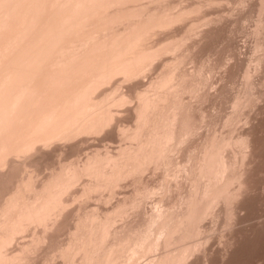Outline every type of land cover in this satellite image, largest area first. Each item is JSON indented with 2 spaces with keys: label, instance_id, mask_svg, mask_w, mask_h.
I'll return each instance as SVG.
<instances>
[{
  "label": "rangeland",
  "instance_id": "1",
  "mask_svg": "<svg viewBox=\"0 0 264 264\" xmlns=\"http://www.w3.org/2000/svg\"><path fill=\"white\" fill-rule=\"evenodd\" d=\"M120 1H122V0H120ZM126 1L123 0V2H126ZM131 1L132 0H130V2H129V0L127 1V3L129 2V4H130V5L129 4L128 5L131 6V4H132V7H135L136 6L135 5V1L136 0L135 1L133 0L132 3H131ZM138 1H139L140 4L142 3L140 0H137L136 4L138 3ZM153 1H155V0H148L147 2L144 0L142 4H144V2H145V4L146 3L148 4V7L145 4L143 5L144 7L145 6L147 7V8H145L147 10L150 7L149 5H151L150 2L152 3L151 6L155 5V4H153L154 3ZM165 1H167V3ZM169 1L170 2L172 1V4ZM123 2H120V3H123ZM133 2H134V5L135 6H133ZM157 2H158V4H157ZM159 2H161V1L160 0H156L155 1L156 6L157 5L159 6V5H162V4L163 5L164 4L165 5L166 4L169 5V3L171 4L172 7L173 6L174 7L176 6L175 8L177 10L175 8H172L170 5L168 6V8L170 7V9H169L170 11H171V9H172V11H175L174 14L177 13L178 15H180V13H181V15L178 16V19H177V17L174 16V14H173L172 11H171V15L170 16H168L169 14H165V13L168 12L167 11L168 8L166 9V6L167 5L166 6L164 5V7H165L166 10L163 9L164 8L163 5L162 6H159L160 9L162 7V9H161L162 11H160V9L158 10V8H157L158 6L157 7L156 6H153L152 8L148 9L146 11V13L140 14L141 12L140 13H138V12L139 11H142L144 9V7L138 3L139 6H142L143 7V8L141 7L142 10L140 9L139 6H136V7H138L137 9H140L138 12H136L137 9L133 8L131 10H134V9L135 10L134 11H131L132 12V15H131L130 14L131 12L129 11L130 13H128V15L130 14L132 16V17L131 16L130 17L133 18V20H134V17L137 16V14H140V16L139 15L137 16L138 19H139V17H142L144 15L143 17H147L146 19H148L150 17L148 19V21L150 19H152L154 21L155 20L156 21L158 20L157 23H159V22L161 23L162 20H160V18L161 17L165 18L167 16L165 18L166 19V22H164V24L165 23L166 24L165 25L162 24L163 26H161L160 23H159L160 26H158V24L154 23V21H152V20H150L151 22L149 21V23H150L149 24V23H147L148 21H146V19L142 18L141 19L142 21H143V19H144V21H146L142 25L141 24L142 21H140V19H139L140 23L137 20V23L138 24L137 23H132L131 18L129 19L132 24H135V25L137 24L138 30L141 29V31L142 30L145 31V28H147L146 30H148L150 28V30H149L150 32L148 31L149 32L148 33L149 35H147L146 33L145 34L149 38L151 37L154 41L151 38L149 40V38H147L145 36V34L142 33L143 32L142 31V32H140V34L142 33L143 35H140L142 37H140V39H139L140 41L139 42L137 41V43H138L139 46H141L142 45V44H140L141 41H143V39H146V42H145L147 44L146 47H149V46L153 47L152 45H154V48L153 49L151 47H149V48H151L152 50H155V51H156L157 48H159L157 50L158 51L157 53H159V55L156 53L157 56H156V59H155V57L152 56V53H154L155 51L153 52L151 50V52H149V53H150L151 57H153V59H150L149 56H146V58L148 57L152 63L148 59H146V61H145L143 59V58H145L144 55H143V58L140 56L139 58H141V62H140V59L138 61L141 64L136 65V63L138 62L137 61L134 64L135 66L133 65V66H131V67L128 68L130 70H127V69H126L127 71L125 70L128 74L130 73L128 71H132L130 73V75L126 74L125 71H124L125 74H123V72H117L118 73L117 75L113 73V74L107 76L108 77V78L106 77V79H108V80H106L107 82L106 81L105 82L104 81L103 82L99 81L100 84H101V87L98 86L99 88L98 89L96 88L98 90V92L96 90L95 91L96 93L95 92L93 93L92 97L94 99L95 98H98L99 96H100V99L103 98V97L105 98L106 95L109 96V94L112 93V91L113 92L116 91V94L115 93L110 94L112 96V98H111V96H109L110 99H112L111 100V103L115 101L112 104L109 101V103L111 104V105L109 104L110 105L109 106V109L107 108L109 111L105 109L108 106V105L105 106V104H107L108 102L105 101V103L103 105L105 110H102V111H105V112L108 111L109 113L106 112L107 115L113 112V114H112L113 116L111 115L112 117L109 118V120L106 119V117L108 118V117H110V115H108V116L105 117V115H106L105 112H104L105 114L103 115V117L100 116L98 118L96 116L97 115L98 116L101 115L100 113H102V111H99L100 113H98V114L96 113V111L94 112V113H96L95 116H94V119L95 120L100 118V121H101V119H104L105 118L104 120H102L104 122V124H101V128L103 127V129L100 128V130H98L99 132L96 130V128H95V130L97 132H95V130L92 132L93 129H90L91 131L89 132V131H85V128H83L84 131L86 132V134L83 131H81L82 129H80V130L78 129V131L79 132L81 131V133L75 132V130H77V129H75L74 130V133H76V136L73 135L74 138L73 137L70 138L72 136L71 135V136H68V138H70V139L67 140V138H66L67 136L66 137L65 136L63 137L62 136L63 137L62 140H54L52 142H50V140L53 139V138H51V139L49 138V140L45 139V140H47L49 142L48 143L49 145L46 143L47 141H44L45 143H43V141H39L38 143H40L41 145H39L38 143H36L35 146L33 147L34 150L31 149L32 151L30 152V149H28L30 153L28 151H25L26 153L28 152V154H24L25 153L24 152L23 155L20 154V156L22 155L21 157H19V156L16 155L18 158H16V156L14 155V153H12V155L10 154L12 156V158H10V155L9 154H5V155H8V157L10 158L9 159L7 157L8 158V161L10 160L9 161L10 164L13 161H16V163H18V164L15 167H13V168L11 167L10 164H9L10 166H8V165L3 166V168L7 166L6 168H4L5 169L4 172L8 171L7 168L8 169L10 168L9 169L10 171H8L5 174H3L4 176L1 173L2 172L1 169H3V168H2V166H0V168H1L0 169V171H1L0 172V174H1L0 175V181H1L0 182V191H1L0 192V195H1L0 196L1 197L0 200H3V201H0V207H1V204L3 206L5 203L6 204L8 203L7 197L9 198V201H11L10 200V197H12L13 196V193L15 191H17V188H19L20 186L23 187L22 185H24V184L22 183V181L25 183V187H24L25 189L24 188L21 189V187H20L19 188V191H23V192H21V193L18 192V194L21 195V196H23L24 194H26L25 191H28V192H30V194L27 192V194H26V196H28L27 198L28 199L31 198V201H34V198L38 194H40V193H38V191H39V188L40 187L43 188L44 182H46V181L49 182V178L52 177L53 175H54L53 176L54 179H53V177H52V179L54 181H56L57 178L55 179V175L57 176L60 173H62L60 171H62V169L64 167H67L68 166L67 168H69V167H72L74 165L72 169L74 171H76L78 169L77 172L79 170H81V173L82 174L80 173V171H79V173L76 172L78 174V177L77 176H76V178L74 177L75 178V181H72V180H74L73 178L70 181V179H69L70 177L69 178L67 177V179L65 178L66 180L69 179V183L68 184H70L69 185L70 187L68 185H65V182L66 181L64 183H62L63 181L62 182L60 181L61 182V186L64 184L66 186V188L63 185V187L59 186V189H56V187H55V190L53 189V192L50 191L52 193V195H54L53 193L56 192V191H57V195L56 196H59V194H61V198L60 199H59V197H60L59 196L58 198L55 197L56 201L55 200H51L50 201V199L47 200L46 197L48 196V198H50L49 196L51 195V193L49 192L50 195L49 194H47V195L45 194L46 195L45 201H48L50 203L51 209L48 207L49 205L44 206V200H43V198L41 199V202L39 201L40 200V197L38 198L39 199L38 202H40V205L41 206L43 205L42 208L44 207V208L47 209V207H48V209H49V210H46V209L40 208L41 206L39 207V205H38L39 203L37 204V206L34 205V207L31 208L32 211H35V212H36V210L39 211L40 209L43 210V213H45V212L48 211L44 215L41 212L42 210L39 211V214L41 213L40 216L37 213L38 216H39V218H38V216H37V218L40 219L42 221V223H41V221H38V219L36 217H35V219H37L36 221H35L34 217L31 220L30 219L29 220L27 219L28 216H30V215H28L29 213L31 214V217L34 214V212H32L30 208H29L30 209L29 211H28V208H27V211L28 212L27 211L24 212L25 215L23 213V211L25 210L26 206H29V203H31V201L29 199L30 202L28 201V204H26V203L24 204V206H25L24 210L23 209H20V208H23V207L21 206L22 205L21 204V200L18 201L19 200L17 198L18 197V194H17V197H15L16 195L14 196V198L12 197L13 198L12 201H14V199H18V200H16V202L14 201L15 203L11 201L10 202L11 204L9 203V205H12L14 203L11 206V208H12L11 211H12V210H14L13 207L15 206V204L17 202H18L17 204L20 203L21 205L20 204L18 206L16 205L17 208H15L14 212L13 211L12 212L15 214V211H16V214H17V212L19 210H22V214L25 217L27 216L26 219H23V220H25L23 227L20 226V225L23 224V221L22 220H21V223L22 224H20V221H19V223H17V224H20V225H15L17 227L20 226V228H17V229H21L22 228L20 230V232H19V230L16 231L15 230L16 228L14 229V227H15L14 225H13L12 230H11L10 229L11 226L8 227V225H10V224H8L9 221L7 220L8 221V223H7V221L4 220L6 218V216H8L9 220H10V217L11 218L13 217V218L16 219L17 215L15 214L16 217H15L14 214L5 215V213L4 214L1 213V211L3 212V210H0V213L2 214V215L0 214V216L2 217L3 215H5L3 217V220L5 222H3V220L1 221V219H0V223H1L0 225L4 227V225L2 224V222H3L5 224V227H6V223H7L8 229H10L11 231L15 230L17 232V233L16 232H13V234H12V236L14 235L13 236L14 238L12 237L13 239L12 238H9V237H11V234H10V233H12L11 231H9L10 233L8 232L10 234V236H8L7 238H6V235L5 234L8 235V233H5V234L3 233L4 236H3L2 233H0V237L2 238V236H3L2 239L6 238L5 239L6 241L7 240L9 241V239L11 240V241H9V243H7L6 241H5L6 243L5 242L3 243L2 242V239L0 238L1 239L0 245H2V243L5 244V245H3L1 247L2 248L4 246L6 247V248L4 247V249H2L0 247V251L2 250V253H3V251H4V253H6V254L3 253L4 255H2L0 253V259L2 261V264H6L8 261L9 262L7 264H82V263L84 264V260L86 262L85 264H89V261H90V264H93V263L94 264H102V263L103 264L104 263L105 264H111V263L112 264H124L122 262H125V264H149V262H150V264H162L161 261L163 262L164 260H161V259H163L167 254L168 255L170 254V258L167 257L169 260L168 259L166 260V257L164 258L165 259L164 262H166L165 264H167V263L168 264H171V263L172 264H176V263H178L177 261H180V263H178V264H183V263H185V264H264V0H162V2H161L162 4H160ZM176 2H177V5H176ZM179 2H181L183 5L181 3H179ZM116 5H119V6L122 7V5H124V4H121L120 5L118 3ZM125 5H126L125 7H127V4H125ZM179 5H181L182 7L185 6L186 7L185 8L186 10H189L190 9L189 10L190 12L189 11H186L184 8L182 9V7H180ZM119 6H118V8H119ZM116 7L117 6H114V8H116ZM191 7H193V8L191 9ZM194 7H196V8H194ZM197 7H198V9H197ZM111 8L114 9L113 7H109L108 9L110 10ZM123 8H124V6H123ZM155 8L158 11H156ZM145 9L143 11H145ZM109 10L107 12H109ZM116 10H119V9H116ZM182 10H184V11H182ZM123 11H124V9L122 10V13L123 14L127 12L126 10H125V12H123ZM148 11L149 12H153V13H156L157 12V14H155V15H159V17H160V13L162 12L161 13V17L159 19H155L157 16H154L153 15L154 18H153V16H149L150 13L147 14ZM163 11H167V12L164 13ZM110 12H113V11H110ZM182 12L184 13V15L182 14ZM116 13H117V11H116ZM133 13H135V14H133ZM153 13H151V14H153ZM163 13H164V16H163ZM168 13H170V12H168ZM123 14H121V18L127 15V14L126 15L125 14L123 15ZM133 15H135V16H133ZM118 16L120 18V14ZM171 16L173 18L172 19L173 21H171V19H170ZM181 16H183V17H181ZM137 17H135V19H137ZM174 17H176V19ZM121 18L120 19L117 18V19L120 21ZM127 18H129V17H127ZM127 18L125 17V19H123L122 23H120L121 21L119 23L121 25L122 24L123 25L128 24V23H125V24L123 23L124 21L125 22L126 21L127 22L129 21ZM174 19L177 20L178 22L175 21ZM118 20H116V22L114 21L115 24L112 23L110 25H112V27H113L114 25L117 24ZM168 21H170L169 23L171 25L169 23H167ZM130 22H129V24H131ZM152 22H153V24H152ZM140 24H141V26H140ZM145 24H146L147 27L145 26L143 28L142 26H144ZM154 24H156V27L154 28V29H156V32H155V30L153 31V27L154 26L152 28L151 27H148V26H152ZM167 24H169L168 25V28L169 27H172V28H169V29L167 28L168 29L167 30L166 29V27H167L166 25ZM172 24L173 25L175 24V26H173ZM135 25H133V26L132 25H128V26L130 28H133V27H135ZM117 26H119V25H117ZM125 26H127V25H125ZM125 26H122V28H125L127 30V32H128L129 28H127L128 26L127 27H125ZM139 26H140V29H139ZM137 27H135V30H136ZM158 27H161L162 29L161 28H158ZM119 28H120V26H119ZM122 28H120V29H122ZM157 29L160 31L159 33L157 32L158 31ZM191 29H193V30H191ZM123 30L124 29H122L121 31H123ZM121 31H119V32H121ZM151 31L154 34H152ZM125 32L126 31L121 32V33H123V37L125 35ZM121 33H120V35H121ZM156 33H157V35H155ZM187 33H189V34H187ZM172 36H174V37H172ZM177 36H179V37H177ZM123 37H122V40H123ZM141 38H142V40H141ZM97 39H98V37H97ZM124 39H125V37H124ZM173 39H176V40H173ZM177 39H178V41H179V39H180V41H182L181 42L182 44L179 41V45L181 44L180 46L179 45L178 46L174 45V43H176V44L178 43ZM98 40H97V42H98ZM160 40H161L162 43L163 42L164 43L161 44ZM169 40H171V41L173 40L171 44H173L174 47L176 46V49L175 50L173 49L175 55L173 54V51H171L172 50V47H171V44H169L171 41L168 43ZM121 41L119 43H121ZM125 41H126V39H125ZM148 41H150V42H148ZM174 41H177V42H174ZM122 42H124V41H122ZM126 42L129 43V40L127 39ZM126 42L124 44L125 46H126V44H128ZM147 42L149 44L151 43L152 45L151 44L148 45ZM119 43H117V45H119ZM137 43L134 46H138ZM145 43H143V45H145ZM158 43H160L162 46L160 44H158ZM165 43H166V45H165ZM167 44L171 47V49H170V47ZM183 44H185V45H183ZM124 45L122 43V45L120 44L119 46L122 47ZM163 45H165V46H163ZM129 46H131V45L129 44ZM129 46L126 47V48H129V49L131 48V51L132 52H134L135 49H137L134 46H131V47H129ZM139 46H138V48H140ZM166 46H168L169 49L168 48L167 49H163L164 51L161 50L162 47L163 48H166ZM144 48H145V46H144ZM129 49H128V55L130 54V52H129L130 50ZM145 49H147V48H145ZM166 50H168V51H166ZM148 51H150V50H148ZM171 53H172V55H171ZM161 54H162V56H164V55H166V56H164L162 58ZM167 54H170V55L167 56ZM128 55H127V57H128ZM137 55H136V57H137ZM181 55L182 56H185L184 59H182L183 57ZM134 56H135V54H134ZM180 56H181V59H179V60L180 61L182 60V62H180L178 60V58H180ZM158 57H160V58L158 59ZM171 58L174 59V60L172 59L173 62H175L177 60L175 62L176 65L171 60H170L171 63L169 62V59H171ZM164 59H165V61H164ZM142 61H144V62H142ZM146 62L148 64H146ZM177 62L178 63L180 62V63L178 64ZM183 63H185V64H183ZM149 64H150L151 67L149 66ZM172 65L174 67L171 68ZM141 66L146 67V68L144 69ZM167 66L169 67V69H168ZM135 67H136V69H139L140 68L141 71H142V74H141V71H140V73H139L140 75L138 74V72H137V74H138L137 75L136 72L134 71L135 69L133 70V68H135ZM164 69H165V72H164ZM167 69L171 73L169 71L167 72ZM139 70H137V71H139ZM167 73L170 74V75H168ZM178 73H180V74L185 73V74H188V75H185L184 74L185 77L182 78L184 75L177 76V75H179ZM247 73H248L249 76L247 75ZM159 74H161L162 76L159 75ZM165 74L167 76H169V77L171 76V74H172V76L175 75L176 77L175 76H173V77L177 78V80H175V78H173L172 76H171L172 78L170 77V79H168L169 77L165 76ZM110 76H111V78H110ZM112 76H114V77H112ZM159 76H161V77H159ZM163 76L166 77V78H164ZM189 76H190V78H189ZM155 77H156V79H155ZM131 78H132V80H130ZM138 78H139V80H138ZM159 78L160 79L161 78L162 79L164 78V79L163 80L162 79L160 80ZM181 78L183 79V81L180 82V83L184 87L181 86V84L179 83V81L182 80ZM100 80H103V79H100ZM110 80L112 82H110ZM189 80H191L192 82L189 81ZM157 81H158V83H157ZM187 81H188V83H187ZM150 82H153V83L151 84ZM159 82H160V84H159ZM167 82H170V83H167ZM148 83H150V84L148 85ZM154 84H155V86H154ZM186 84L188 85V87H187ZM191 84H193L192 87L190 86ZM163 85H165L166 87H164ZM116 86L118 87V90H116L117 89ZM140 86L141 87L143 86V87L141 88ZM145 86L146 87L148 86V87L146 88ZM169 86H170V88H169ZM149 87H151V88H149ZM167 87H168V91H167ZM173 87L175 88L174 89L175 91H172L171 92V90H173ZM177 87L179 88V90H178ZM182 87H183V89H182ZM200 87H201V89H200ZM185 88H188V90L187 89L185 90ZM194 88H195V90H194ZM109 89H111V90H109ZM108 90L111 91V92H109ZM119 90H121V91L119 92ZM190 91L192 93H190ZM106 92H107V94H106ZM168 92H171L172 94L171 93H168ZM141 93H144L143 95L146 94L144 98L141 96L142 95ZM160 93H161V96H159ZM175 93H176V96H174ZM153 94L155 96L154 98H153ZM164 94H165V98L167 97L166 99L163 98L164 97ZM94 95H95V97H94ZM122 95H124L125 97H123ZM177 96H178V98H177ZM118 97H119V99H118ZM160 97H161V99H164L167 102L164 101V100H163L164 101L163 102L160 99ZM134 98H136V99H134ZM147 98H149V99H147ZM150 98H152V99H150ZM172 98L175 99V100H173ZM114 99H118V102H117V100H114ZM143 99L144 100L146 99L145 100L146 102ZM158 99H159V101H154V100H158ZM147 100L148 101L150 100L151 102L150 101L148 102ZM178 100L180 102H178ZM142 101L144 102V105H142L143 104ZM183 101H185V102H183ZM168 102H169V104H168ZM162 103L163 104L165 103L164 104L165 107L162 106L163 105ZM153 104L155 105V108H153L154 107ZM158 104L162 107V108H160V111L158 110V108L160 106L157 107ZM170 104H171V107H168V106H170ZM173 104H174L175 108H174ZM178 104L180 105V107H179ZM141 105L143 107L147 108L146 109L147 111L150 110L149 112L146 111L148 114L145 113V114H147L145 116H144L145 108H143L144 111H142V109H141L142 106ZM186 105H188V106L186 107ZM176 106L179 107L180 110H182V111H180ZM150 107H151V109H150ZM184 107L186 109L188 108L189 110H187V112H186L185 111L186 109ZM152 108H153L154 112H153ZM176 108L178 109V111L176 110ZM134 109H135V111H134ZM163 109H164V111H163ZM110 110H111V112H110ZM137 110H139V111H137ZM161 110H162V112H161ZM136 111L139 112V113H141V114L143 113V115L137 113ZM158 111H159V113H158ZM184 111H185V113H184ZM171 112L172 113H175V114L172 115ZM181 112H183L182 114H184V115H181V116L183 118H185L186 120H187V117L188 116H189V118L191 117L190 119H188V120H191L190 122L187 120L189 122V124L187 122V125H189L188 127L186 125V120L185 119L182 120V117H180ZM156 113H158L159 116ZM166 113H167V115H166ZM176 113L178 115H176ZM137 114H138V116L141 115V116H139V119H140L141 122L137 120L138 119ZM162 115H163V117H162ZM150 116L153 117L154 119L153 118H150ZM174 116H176V117L178 116L179 118L177 117V119L179 121L180 120H182V121L179 122L176 119V117H174ZM142 118L143 119L145 118V119L143 120ZM156 118H158V121H157ZM173 118H174V122H172L171 125L173 126L172 128H174L175 126H176V128H174L175 130L174 129L171 130V135H173L174 132H175L174 136H177V135L180 136L181 133H182V131H185V133H187L186 130H183L184 129V127H183V121L184 120H185L184 122H185V125H186L185 128L188 129L189 127H191V129H192L193 128L192 126H194V128H195V129L193 128L194 131L192 129L191 135L189 134V132H188V134H185L183 132L184 135L182 134L181 137H180V138H182V136H183V138H182L183 140L181 139V141H180V138L179 137H176L175 138L173 136L174 137L173 138L168 133L169 136H171L173 138V140L170 139L172 141H169V139H168L169 136L166 135L167 136L166 137L165 134H166V132L168 130L167 127L170 125L171 119L173 121ZM150 119H152V120H150ZM161 119L163 121H161ZM106 120H108V121H106ZM164 120L165 121H168V122L167 123H164ZM110 121L113 122L114 124L111 123ZM142 121H144L143 122V123H145L144 125L142 124ZM153 121H154V123H153ZM103 122H101V123H103ZM108 122H109V124H108ZM161 122L165 126H163ZM181 122H182V124H180ZM201 122H202V124H201ZM156 123H158V124L156 125ZM168 123H169V125H168ZM176 123H179V124H176ZM99 124L100 123H98V125ZM152 124H154L153 125L154 127L151 126ZM191 124H193V125L191 126ZM148 125H150V126H148ZM159 125L161 127L163 126L165 130L163 129V127H162V129L159 128ZM171 125L169 126V131L171 129ZM177 125H179V126H177ZM134 126L137 127L136 128L137 130L132 133V131L135 130V127ZM143 126H144V128H143ZM180 126H182L180 129L183 128L181 131L179 130V127ZM196 126L197 127L199 126L198 129H197ZM105 127H106V129H104ZM149 128H152V129H155V130L157 128H159V129H157V131L160 130V129L161 130L158 131V132L155 131V130H153L154 132H152V129H149ZM138 129L140 130V132H138L139 131ZM121 130L122 131L124 130V131L122 132ZM173 130H174V132H173ZM176 131L177 132L179 131L181 133L178 134L179 132L177 133ZM143 132H144V134H142ZM172 132H173V134H172ZM89 133H91V134H89ZM120 133H122V134H120ZM150 133L151 134L153 133L152 135L159 136V137H157V136L154 137L156 140L158 138V140L160 139L161 142H165V140L162 141V139L165 138V139H168L167 140V143H171V144L173 143L174 145L172 144V147H171V145L167 144L166 142L165 143H162L163 145L161 143H158L159 145L161 144L160 146H163V149L165 148L163 150L157 144V142H160V140L159 141L158 140L156 141L155 139H152L153 136L149 137L150 136ZM132 134H134V135L132 136ZM148 134H149V136H148ZM84 136L87 137V138H85ZM126 137H128V138H126ZM147 137H148V141L150 140L153 143L152 142L147 143L148 141L145 140ZM232 137H233V139H232ZM55 138H57V137H55ZM76 138H77V140H76ZM58 139H61V138L58 137ZM134 139H136V140H134ZM214 139H216L217 141L214 140ZM228 139H230V140L227 141ZM139 140H141L140 145H139V142H140ZM212 140H214V141H212ZM231 140H232V142H231ZM179 141H180V143H179ZM221 141L224 142V144L221 143ZM53 142H55V144ZM60 142H61V144H60ZM50 143H52V144H50ZM181 143H184V144H181ZM215 143H216V145H215ZM226 143H227V145H226ZM37 144H38V148L39 149L38 148H35V147H37L36 146ZM43 144H45V145H43ZM147 144L148 145L150 144L149 145L150 147L147 146ZM153 144H155V146H157V147L155 148V146ZM176 144H178V145H176ZM42 145L43 146H46L47 148L43 147ZM213 145L215 146L214 148H213ZM217 145H218V148H216ZM224 145H226V146H224ZM137 146H139V147L142 146L143 150H142V148H141V150H138L139 147H137ZM151 146H153L152 149H147L146 152H145V149L147 147L151 148ZM173 146L174 147L177 146V147H175V149H174ZM168 148L170 149V151H169ZM176 148H178V149H176ZM215 148H216V152H215ZM35 149H36V151H35ZM131 149L133 151H130ZM154 149H155V151H157V149H158L159 150L158 151L159 153L158 152H155ZM160 149H162V150H160ZM96 150H98L100 153L98 151H96ZM151 150H152V154H154V152H155V153H158L159 156L161 154H164V156L161 155L160 156L161 159H159L160 157L158 156L159 158L156 160L155 158H157V155L158 154L157 155L154 154V157H153L152 154L150 153ZM189 150H191V151H189ZM211 150H213V152H215V154H214L215 156L209 154ZM139 151H141L142 153H140ZM163 151H165V152H163ZM217 151L218 152L220 151L219 154L217 153ZM110 152H111V154H110ZM131 152H134V154L131 153ZM136 152H137L138 155H136ZM126 153L129 154V155H127ZM148 153H150V154L148 155ZM29 154H30V156H29ZM97 154H98V156H97ZM143 154L146 155V156H144ZM194 154H196V155H194ZM206 154H208L209 156L207 155L208 157L206 156L207 158L204 160ZM217 154L219 155V157H218ZM114 155H116V156H114ZM121 155H122V157H121ZM125 155H126V157H125ZM130 155H131V157L129 158ZM197 155H198V157H197ZM210 155H211V157H210ZM221 155H224V156L222 157ZM236 155H239V156H236ZM240 155L242 157H245V158L243 159ZM89 156H91V157H89ZM94 156H97V158H100L101 157L99 160L97 159V161H96L97 164L99 163L98 161H100L102 159V157H103V159L104 158L105 159L106 158H109L108 160H105L104 159L106 161V163H105L106 166L104 167V162L105 161L104 162L101 161L103 165H101V163H100L99 166L97 167V164L95 165V163H96L94 161L95 159H93L92 162L90 160L91 158H94ZM117 156L118 157L120 156L119 157L120 159ZM123 156L126 159H124ZM143 156L145 157V160L148 159V160H146V162H145L144 158H140V157H143ZM148 156H150V157L148 158ZM13 157H14V159H13ZM138 157L141 160L138 159ZM226 157H228V158H226ZM4 158L6 159V157H3L1 159L4 160ZM21 158L23 159V161H21L22 160ZM29 158H31L30 161H28ZM111 158L113 159V162H111L112 161V160H110ZM116 158H118V159H116ZM208 158H211L212 159V160L209 159V163H208L209 165H206V163L203 164V161L206 162L208 160ZM16 159H18V160H16ZM129 159H130V161H129ZM197 159H199V160H197ZM201 159H203V161H200ZM19 160H20V162H19ZM116 160L117 161L119 160L121 162L118 161V164L116 165V163H117ZM125 160H126V162L127 161L129 162V163L127 162L128 163V166H127V163L125 164V162H124ZM154 160H155V163L153 162ZM173 160H174V164L175 165L173 164ZM218 160H219V162H218ZM220 160H221V163L222 162L223 163L220 165V167H218V165L220 164ZM222 160H224V161H222ZM4 161H3V163H4ZM85 161L88 162L87 165H86V162ZM89 161L91 163H89ZM107 161H110V163H107ZM241 161H242V163H241ZM156 162H157V165H156ZM8 163H5V164H8ZM64 163H66V164H64ZM112 163H114V166H115L116 169L114 168V166L112 165ZM144 163H146V164H144ZM198 163H199V165H197ZM70 164L72 166H70ZM90 164H92V165H90ZM129 164H130V166H129ZM176 164H178L179 166L176 165ZM201 164L203 165V167H204V165L207 166L206 169H204L206 166L203 168L204 170H206V171H204L206 174L205 173H201V172H203V169L201 171V167H200V166H202ZM212 164L214 165V167H213ZM215 164H216V166H215ZM84 165H86V166H84ZM89 165H90V167H89ZM93 165L96 166V168L97 169H100V170L98 171L97 169H95ZM132 165H133V167L135 169L132 167ZM118 166H119V169H117ZM142 166H143L144 169L142 168ZM146 166H147V168H146ZM153 166H155V167H153ZM158 166H159V168H158ZM197 166L200 167V171H199L200 173L198 172L196 174V171H198V169H199V167L197 168ZM209 166H210V169H209ZM233 166H234L235 169L233 168ZM235 166H237V167H235ZM82 167H83V169H82ZM85 167H87L88 170ZM92 167L94 168V170H93ZM123 167H127V168L128 167L129 168L131 167V168H133L134 172H132L133 170L131 171V168L130 169L128 168V170H127V168H124L127 171L126 170H123ZM136 167H137V169H136ZM138 167H139V169H138ZM179 167L181 168V170H178V169H180ZM229 167L231 168V170H230ZM21 168H23V169H21ZM24 168H26V169H24ZM109 168L113 172L117 171V173H115V174L112 173L109 170ZM113 168H114V170H113ZM30 169H31V171H30ZM72 169L69 168V172H70L71 176L73 177L76 174L75 175H72V174H74L73 172L71 173V171H70ZM207 169L209 171V174L212 171H213V175H215V173H218V176H219V177L217 176L218 177V180L220 178L221 179L219 181H217V179H216V181H215V179L211 178L212 174L209 175L207 173ZM218 169H220L219 172H217ZM221 169H222V171H221ZM20 170H21V172H20ZM55 170H57V172L59 174H57V172ZM82 170H85L86 173H84V171H82ZM89 170H91V172ZM95 170H96V172H95ZM118 170H121V171H119L120 173L122 172L119 175H118ZM225 170H226V173H225ZM14 171H16V172L14 173ZM101 171H103V172L105 171L104 172L105 173V177H106V173H107V176L110 174L109 175L110 179H109V177H106V179H108L111 183L108 180H106L105 177L102 178V176L104 174H102V176H98V175H101ZM190 171H192V172L190 173ZM236 171H237V175H236ZM18 172H20V173H18ZM31 172H33V173H31ZM127 172L128 173L131 172L130 175ZM185 172H186V174H185ZM93 173H94V176H93ZM126 173H127V175H126ZM219 173H221V174L219 175ZM30 174H34V175H30ZM86 174L87 175H90V176L87 177ZM227 174L228 175L230 174V175L228 176ZM233 174H235V175H233ZM173 175H174V178H171V177H173ZM187 175H189V176H187ZM202 175L204 176V178H201ZM216 175L214 177H216ZM63 176H61V178H59V179L65 180L64 178H62ZM68 176H69V174H68ZM116 176H117V178L120 177V179L118 178L119 180L117 179L118 181L116 180ZM121 176H122V178H121ZM30 177H32L31 180H29ZM112 177H114V178L112 179ZM236 177H238L239 179L236 178ZM138 178H140V179H138ZM191 178L194 179L195 181L192 180ZM199 178H200V180H198ZM209 178L211 179V181L209 180ZM230 178H231V181L232 180L235 181V182L233 181V184H231ZM21 179H22V181H21ZM26 179H28L30 182H32V184H31L32 187H34V186H36V187L32 188V187H30V185L28 186V184H30V183ZM3 180H6V181H3ZM9 180H10V182H9ZM11 180H12V182H11ZM35 180H37L38 182L35 181ZM114 180L117 181V182H115ZM137 180H138V182H137ZM205 180H206V183L209 182L208 185H211V186H208L204 182ZM228 181H230L229 182L230 185H229ZM236 181H238L239 183L236 182ZM67 182H66V184H67ZM75 182H78V183L76 184ZM196 182L197 183L200 182V183L199 184H196ZM215 182H216V184H215ZM10 183H13L14 185L13 184H10ZM72 183H74V184H72ZM91 183H92V185H91ZM98 183L101 185V187H100V185ZM202 183H204V184H202ZM2 184H3V186H2ZM40 184H42V185H40ZM47 184L48 183L46 182V185ZM94 184H96L95 187H94ZM7 185H9L10 187L7 186ZM11 185H12V187H11ZM97 185H99V186H97ZM197 185H198V188L195 189L194 187L195 186L197 187ZM200 185H201V187H200ZM206 185L208 187H206ZM222 185H223V187H220ZM13 186H15V187H13ZM26 186H28V187H26ZM89 186H91L92 188L89 187ZM214 186H216V187H214ZM83 187H84V189H83ZM85 187L86 188L88 187V188L86 189ZM102 187H104V188H102ZM187 187H189V188H187ZM6 188L8 190L9 189L10 190L7 191ZM100 188H102V189H100ZM209 188L211 190H207ZM222 188H223V190L221 191L220 189H222ZM238 188H240L241 190L240 189L238 190ZM60 189L62 190V191H60L62 193H59V190ZM99 189H100V191H98ZM146 189L149 190V191H147ZM191 189H193V190H191ZM224 189L226 190L225 193L228 192V196H227V194H224L223 193L224 192ZM227 189H228V191H227ZM203 190H204V192L206 191V194L203 193ZM216 190L220 192V195L218 194L219 196L217 195V193H219V192H217ZM36 191H37L38 194L34 193ZM85 191H87L88 193L85 192ZM195 191H196L197 194L195 193ZM207 191H208V193L211 192V191L212 192H211V194H208ZM214 191H216L217 193H215ZM4 192H5V195L4 194L2 195V193H4ZM9 192H10L11 195L8 194ZM83 192L86 193V194H83ZM213 192L215 193V195H214L215 198L212 197L213 196L212 195ZM186 193L188 194V197H189V195H190V197L193 196L192 199H190L191 201L189 200L190 197L188 198L187 195H186ZM195 194L198 197L197 198L195 196V198H197V199L194 198V195ZM198 194H202V195H199L198 196ZM223 194H224V196H221ZM225 195H226V197H225ZM232 195H233V197H232ZM26 196L25 197L23 196V197L25 199H27ZM137 196H138V198H137ZM200 196H201V198H200ZM164 197H166V198H164ZM204 197H205V199H204ZM210 198L212 200H209ZM216 198H218V199H216ZM35 199H36L35 201H37V198H35ZM27 200H26V202H27ZM133 200H134L135 205L133 204ZM202 200H203V202H202ZM205 200H207V201H205ZM230 200H233L234 202L233 201H230ZM4 201H6V202L4 203ZM58 201H62V202H58ZM192 201H193L194 204H192ZM199 201L202 202V203H200ZM208 201L209 202L212 201L214 203L211 202V204H210ZM125 202H126V205H125ZM204 202H207V203H204ZM55 203H57V204L58 203H60V204L63 203L62 205H64V206L62 207V205H60V208H59V206H58L59 204L57 205ZM118 203H119L120 206L118 205ZM122 203H124V204H122ZM198 203H200V204H198ZM226 203H228L229 205H227ZM231 203H233V204H231ZM46 204H47V202H45V205ZM182 204H184L185 206L183 205L184 207H182L181 206ZM196 204L198 205V207H197ZM5 205L3 207H6ZM52 205H53V207H52ZM56 205H57V207H56ZM121 205H124V206H121ZM199 205H200V207H199ZM201 205H202V207H201ZM203 206H205L206 208L203 207ZM54 207H56V208H54ZM116 207H117V209H115ZM121 207H123V208H121ZM166 207H167V209H168V207H170L168 209L169 211L168 210H165ZM191 207H194V208H191ZM210 207H212V208H210ZM33 208H34V210H33ZM37 208L38 209L40 208V209L38 210ZM120 208H121V210H120ZM231 208H232V210H231ZM17 209H18V211H17ZM113 209H115V213H114V210ZM112 210H113V212H112ZM183 210H185V211H183ZM193 210L195 211V214H194V211ZM57 211H59V212H57ZM172 212H174V213H172ZM184 212H185V214H184ZM188 212L191 213V214L193 213L192 215L190 214L192 217L190 219L189 218L188 219L186 218L187 220L184 218L185 220H183L182 218L183 217H186V215L189 214ZM107 213H109V216H108ZM165 213L167 214L166 216H169V218H167L165 215H163ZM203 213H204V215H203ZM20 214H21V212H20ZM120 214H121V216H120ZM197 214L199 215L200 218H197L198 217ZM35 215L36 214H34V216ZM45 215H46L47 218L45 217ZM151 215H153V216H151ZM193 215H195V216H193ZM24 216L21 217V219L24 218ZM52 216H54V217H52ZM170 216H172L171 217V220L172 221L169 220L170 219ZM90 217H92V218L90 219ZM115 217H116V219H115ZM153 217H155V218L152 219ZM162 217H163V219H162ZM188 217H189V215H188ZM204 217H205V219H204ZM54 218H57V219H54ZM87 218H88V220H86ZM201 218H202V220H201ZM18 219L20 220V218H18ZM98 219L101 220V221L103 219L102 222L105 225L102 224L103 225L102 226L101 225L102 222H100ZM106 219L108 220V222L106 221ZM164 219H166L168 222H171L169 224L167 222V225H169V227H167L165 230H164V228L166 226L165 225L166 224V220H164ZM192 219L195 220V224L193 223L194 220H192ZM109 220H110V222H109ZM160 220H163V223L164 224H161L162 221H160ZM178 220L179 221L181 220L182 223L181 222H180L181 224L178 223L179 225H177V226H180V227L182 226L183 227V228H181L182 230H176L175 232H171L170 229L173 228V226L177 224ZM52 221H54V222H52ZM55 221H56L57 224H55ZM151 221H153V222H151ZM154 221H157V223L154 222ZM173 221H174L175 224L173 223ZM196 221L198 223L199 222L200 223L198 224ZM99 222H100V224H98ZM106 222L108 223L107 225L109 227L106 225ZM14 223L16 224V222H14ZM31 223H32V225H31ZM46 223L47 224L49 223V225L46 226L47 225ZM109 223H110V225H109ZM190 223H192V224H190ZM96 224H97L96 227H99V228H96L95 227ZM147 224H149V225H147ZM183 224H184L185 227L183 226ZM25 225H26V228H25ZM41 225H45V226L43 227ZM80 225H82V227H80ZM111 225H113L112 228H111ZM191 225L192 226L194 225V228L195 227L196 228L195 229L193 228V230H192L191 229L192 228ZM49 226H53V227L51 228ZM84 226H86V228L88 230ZM100 226H101V228H100ZM160 226H162L163 228L160 227ZM170 226H171V228H170ZM46 227L49 228L50 230L47 229ZM148 227H149V229H148ZM180 227H178V229ZM188 227H190V228H188ZM1 228H0V231L1 232H6L7 231L5 228H4L5 231L4 230L2 231ZM76 228H78V229H76ZM103 228H107V229H103ZM184 228H186V229H184ZM187 228L189 230L191 229L190 230L191 231V234H189L190 232H189V230ZM25 229H27V230H25ZM44 229L47 232H44ZM129 229H130L131 235H130V233L128 234ZM136 229H137V231H136ZM167 229H168V231H167ZM51 230H52V232H51ZM80 230H81V232H80ZM131 230H133V231H131ZM78 231L80 232L79 233V236L77 234ZM98 231H100V232H98ZM150 231H152V232H150ZM157 231H159L160 233L157 232ZM169 231H170V233H172V235H174V233H176V232L179 233V235L177 233L174 235L175 237L176 236H179V237H176L177 239L175 237H171L172 235L169 234ZM179 231H181V232H179ZM146 232L150 234V238L151 239L148 237L149 234L145 235ZM18 233H20V234H18ZM110 233L111 234L113 233V234L110 235ZM158 233H159L160 236L158 235ZM73 234H75V236H76L77 239L75 238V236ZM80 234H82V236ZM88 234L89 235L91 234V235L89 236ZM132 234H133V236H132ZM140 234H141V236H140ZM41 235H43V236H41ZM86 235H88V238H87ZM105 235H106V237H105ZM128 235L131 236L132 238L129 237ZM185 235L186 236L189 235L190 237H188V236L186 237ZM121 236L123 237V239L121 238ZM156 236H158V237H156ZM183 236H185V237H183ZM16 237H17V239H16ZM83 237H85V238H83ZM169 237H171V239ZM113 238H114V240H113ZM133 238H135V239H133ZM143 238L144 239L148 238V240L147 239L146 240H143ZM152 238H153V240H152ZM39 239H42V240L44 239V240L42 241V240H39ZM83 239H85V240H83ZM126 239H128V240L126 241ZM130 239L133 240V241L130 242ZM139 239H141V240H139ZM178 239H180L181 241L178 240ZM12 240H14V241H12ZM95 240L96 241L99 240V241L94 242ZM164 240L166 241V243H165ZM31 241H32V243H31ZM33 241H36V242H33ZM40 241H42L44 243H42ZM135 241H136V243H135ZM137 241H138V243H137ZM146 241L149 244H147ZM153 241H154V243H153ZM112 242L114 244H112ZM142 242H143V244L145 243L144 244V247L142 246ZM133 243H134V245H133ZM37 244L39 246H37ZM95 244H96V246H95ZM118 244L121 245V246H119ZM123 244L126 245L127 248ZM136 244H138V246ZM167 244H168V246H167ZM27 245H29V246H27ZM69 245H71V247ZM115 245H116V247H115ZM148 245L149 246L151 245V247H149ZM145 246H146V248H145ZM169 246H170V250H169ZM190 246H192L191 248L193 250L190 248ZM33 247H35V248H33ZM82 247H84V248H82ZM139 247H141V248H139ZM185 247H187V248H185ZM8 248H10V249H8ZM128 248H130L129 249L130 251L128 250ZM144 248H145V250H144ZM78 249H80V250H78ZM109 249H110V251H108ZM122 249H123V251H125V250H127V251L122 252ZM138 249H139L140 252L138 251ZM151 249L153 250V252L151 251ZM167 249H168V251H167ZM181 249L182 250L183 249L184 250L186 249L185 250L186 252L184 250L182 251ZM32 250L34 251V253H33ZM100 250H101V252H100ZM143 250H144L145 253L143 252ZM187 250H188V252H187ZM23 251L27 255L29 254L30 256L29 255L26 256V254ZM118 251H119L120 254L122 253V256L119 255V254H117ZM131 251H133L134 253L131 252ZM163 251H164V254H163ZM7 252H9V253L7 254ZM110 252H111V255L109 254ZM130 252H131V254H133L132 256H131ZM147 252H148V254H147ZM151 252H152V254H151ZM181 252L182 253L184 252L183 254L185 255V257H184V255ZM94 253H97V254L95 255ZM100 253H101V255H100ZM104 253H105V255H104ZM106 253H108L109 255L106 254ZM126 253H127V255L128 254L129 255L126 256ZM9 254L12 255V256L10 257ZM21 254L24 257L26 256L25 257L26 259H24L23 257L21 258V256H20ZM135 254H137V255H135ZM172 254H174V255H172ZM112 255H114V258H113ZM117 255H119V257ZM177 255H179V256H177ZM2 256L5 257L4 262H3V259H2L3 257ZM16 256H17L18 259L15 258ZM107 256L108 257L110 256L109 257L110 259L109 258L107 259ZM116 256H117V259H115ZM138 256H139V258H138ZM160 256L161 257L164 256V257L161 258ZM8 257L11 258V260ZM92 257H94V258H92ZM101 257H103V258H101ZM121 257L123 258V260H122ZM131 257H133V259H131ZM19 258H20V262L21 263L19 262ZM66 258H67V260H66ZM112 258L114 259V261H112L113 260ZM176 258H177V260H176ZM7 259H8V261H7ZM12 259H14V260H12ZM15 259L17 260L16 263H15V261H16ZM21 259L26 260V261L23 262ZM128 259H129V261H128ZM134 259H137V260H134ZM156 259L158 260L159 263L157 262ZM117 260H118L119 263L117 262ZM1 261H0V263H1ZM98 261H100V262H98ZM173 261H174V263H173ZM12 262H14V263H12ZM164 262H163V264H164ZM181 262H183V263H181Z\"/></svg>",
  "mask_w": 264,
  "mask_h": 264
},
{
  "label": "bare ground",
  "instance_id": "2",
  "mask_svg": "<svg viewBox=\"0 0 264 264\" xmlns=\"http://www.w3.org/2000/svg\"><path fill=\"white\" fill-rule=\"evenodd\" d=\"M124 1H126V0H124ZM128 1V0H127ZM127 1L126 2H123V0L122 1H120V0H0V166H2V168H3V166H5V165H8V166H10L11 165V167L13 168V167H15L18 163H16V161H13L11 164H10V160L8 161V155H5V154H11L12 155V153H14V155L16 156H19V157H21L22 155H23V153L25 152V151H28L29 152V150L28 149H30V152L32 151V150H34L33 149V147L35 146V144L36 143H38L39 141H43V143H45L44 141H47V140H49V138L51 139V138H53V139H51L50 140V142H52V141H54V140H62V138L65 136H67L66 138H67V140L68 139H70V138H74V136H76V133H74V130L75 129H77V130H75V132H78V133H81V131H83L85 134H86V132L85 131H91L90 129H93L92 130V132L95 130V128H96V130L98 131V130H100V128H101V124H104V122L102 121V120H104V119H101V121H100V118L99 119H94V116H95V114L97 113H100L99 111H102V110H108L109 109V106L112 104V103H114V102H112L111 103V100L112 99H110V97L109 96H111L110 94H112V93H115L116 94V91H112V93H108L109 94V96L108 95H106V97L104 98H101L100 99V96L98 97V98H93L92 97V95H93V93L99 88L98 86H100L101 87V84H100V82L99 81H101V82H105L106 80H108V79H106V77L107 76H109V75H111V74H118L117 72H123V74H125L124 73V71L127 69V70H130V69H128L129 67H131V66H133L139 59H140V62H141V58H139L140 56L143 58V55L145 56V58H143L145 61H146V59H148L149 61H150V59H153V57H151V55H150V53L149 52H151V50L154 48V45H152L151 43V45L153 46V47H151V46H149V47H151V48H149V47H146V39H143V41H141V43L140 44H142L141 46H139L138 45V43H137V41L139 42L140 40V37H142V36H140V35H143L142 33H146L147 35H149L148 33L150 32L149 30H150V28L148 29V30H146L147 28H145V31H141V29H140V26H141V24L143 25V23H145L146 21H148V19L150 18L149 16H157L155 19H159L160 17H161V13H160V17H159V15H155V14H157V12L156 13H153V12H147V14L148 13H150L149 14V18L148 19H146L147 17H139V19H140V21H142L141 19L142 18H144V19H146V21H144V19H143V21H142V23L140 24V26H139V29L140 30H138V27H137V20L139 21V19H138V15L140 16V14H142V13H146V11L148 10V9H150V8H152L153 6H156V3H155V1H153L154 3L153 4H155V5H153V6H151L152 5V1L150 2V4L151 5H149L150 7L146 10L145 8H147L148 7V4L146 3L145 4V2H144V4L145 5H147V7L145 6H143L144 4H142L143 3V1L144 0H140L142 3L140 4L139 3V1H138V3L140 4V5H142L143 7H144V9H145V11H143L142 10V6H139L138 5V3L136 4V2H137V0L135 1V5L136 6H139L140 7V9L142 10V11H139L140 9H137L138 7H136L135 5H134V2H133V6H135V7H132V4H131V6H129L130 4H129V2H130V0H129V2L127 3ZM133 1V0H132ZM132 1H131V3H132ZM146 2L148 1V0H145ZM161 2H162V0H160ZM120 2H123V3H120ZM161 2H159L160 4H162ZM166 3H167V1H165ZM170 2V1H169ZM168 2V3H169ZM124 4V5H122V7L121 6H119V5H116V4ZM149 3V2H148ZM164 3V2H163ZM171 4H172V1L170 2ZM169 3V5L171 6V4ZM179 3H181V2H179ZM125 4H127V7H125L126 5ZM129 4V5H128ZM157 4H158V2H157ZM174 4V3H173ZM182 4V3H181ZM163 5V4H162ZM162 5H159V6H162ZM165 5V4H164ZM164 5H163V7H164ZM167 5V4H166ZM165 5V6H166ZM169 5H167L166 6V9L168 8V6ZM176 5H177V2H176ZM183 5V4H182ZM114 6H117L116 8H114ZM118 6H119V8H118ZM123 6H124V8H123ZM129 6V7H128ZM158 6V5H157ZM156 6V7H157ZM157 7L158 8V10L160 9V7ZM180 7H182L181 5H179ZM109 7H113L114 9H108ZM121 7V8H120ZM131 7V8H130ZM142 7V8H141ZM172 7V6H171ZM176 7V6H175ZM174 6L172 7V8H175ZM129 8V9H128ZM133 8H135V9H137L136 10V12H138V13H140V14H137V16H135V15H133V16H135V17H137V19H135V17H134V20H133V18H131L132 16V12L131 11H134V10H131V9H133ZM185 9L186 7L184 6V7H182V9ZM193 7H191V9H192ZM194 8H196V7H194ZM116 9H119V10H116ZM124 9V11L123 12H125V10L127 11L126 13H124L125 15L127 14L128 15V13H130L128 16L126 15V16H124V17H122L121 18V14H123L122 13V10ZM161 9H162V7H161ZM160 9V11H162ZM164 10H166L165 9V7L163 8ZM170 9V7L168 8V12H170V13H168L167 11H163L164 13L165 12H167V13H165V14H169L168 16H170L171 15V11H172V9H171V11L169 10ZM176 9V8H175ZM197 9H198V7H197ZM109 10V12L110 11H113V12H107ZM154 10V9H153ZM155 10H156V8H155ZM154 10V11H155ZM158 10H156V11H158ZM174 10V9H173ZM177 10V9H176ZM186 10V9H185ZM190 10V9H189ZM189 10H186V11H189ZM116 11H117V13H116ZM130 11V12H129ZM151 11V10H150ZM180 11V10H179ZM182 11H184V10H182ZM193 11V10H192ZM173 12V14H174V12L175 11H172ZM190 12V11H189ZM151 13H153V14H151ZM164 13H163V16H164ZM120 14V18H121V22L118 20V19H120L119 18V15ZM123 14V15H124ZM133 14H135V13H133ZM159 14V13H158ZM177 14V13H176ZM176 14H174V16H176L177 17V19H178V16H180L181 15V13H180V15H176ZM182 14L184 15V13L182 12ZM122 15V16H123ZM187 15V14H186ZM131 16V17H130ZM154 16H153V18H154ZM166 16V15H165ZM125 17L127 18V17H129V18H127L128 20L131 18V21H132V23H137L136 25L135 24H132L131 22H130V20L127 22H123L124 24L125 23H128V24H125V25H135V27H137L136 28V30H135V27H133V28H130L129 26L127 27V26H125V25H121L120 23H122V21H123V19H125ZM167 17V16H166ZM165 17V18H166ZM176 17H174L175 19H176ZM181 17H183V16H181ZM180 17V18H181ZM118 18V19H117ZM165 18H163V17H161L160 18V20H162L161 21V23H160V25L161 26H163L162 24H164V22H166V19ZM170 18V17H169ZM179 18V19H180ZM171 21H173L172 19V16H171ZM174 19V20H175ZM116 20H118V22H117V24L116 25H114L115 23H114V21L116 22ZM150 20H152V19H150ZM149 20V21H150ZM165 20V21H164ZM134 21V22H133ZM140 21H139V23H140ZM149 21L147 22V23H149ZM152 21H154V20H152ZM175 21H177V20H175ZM120 22V23H119ZM129 22L131 23V24H129ZM151 22V21H150ZM158 22V20L156 21H154V23H156V24H158V26H160L159 25V23H157ZM163 22V23H162ZM170 21H168L167 23H169ZM178 22V21H177ZM176 22V23H177ZM180 22V21H179ZM112 23H114L113 25V27L116 29H114L113 27H112V25H110V24H112ZM150 24V23H149ZM148 24V25H149ZM152 24H153V22H152ZM156 24H154V25H152V26H148V27H153V31L155 30V32H156V29H154L155 27H156ZM166 24V23H165ZM164 24V25H165ZM170 24V23H169ZM169 24H167L165 27H166V29L168 28V25ZM117 25H119L120 26V28H122V26H125V27H127V28H129V30H128V32H127V30L125 29V28H122V29H124L123 31H126L125 32V35H124V37H125V39H126V41H127V39L129 40V43L128 42H126L125 41V39H124V37H123V33H121V32H123V31H121L122 29H120L119 28V26H117ZM171 25V24H170ZM173 25V24H172ZM131 26V27H132ZM146 26V24L144 25V26H142L143 28ZM173 26H175V24L173 25ZM118 27V28H117ZM141 27V28H142ZM147 27V26H146ZM111 28V29H110ZM142 28V29H143ZM158 28H161V27H158ZM164 28V27H163ZM169 28H172V27H169ZM168 28V29H169ZM162 29V28H161ZM167 29V30H168ZM113 30V31H112ZM115 30V31H114ZM158 30V29H157ZM189 30V29H188ZM191 30H193V29H191ZM119 31H121V32H119ZM149 31V32H148ZM182 31V30H181ZM113 32V33H112ZM140 32H142L141 34H140ZM158 33L160 32L159 30L157 31ZM184 32V31H183ZM186 32V31H185ZM194 32V31H193ZM192 32V33H193ZM120 33H121V35H120ZM151 33H152V31H151ZM190 33V32H189ZM189 33H187V34H189ZM145 34V36L147 37V38H149L147 35ZM152 34H154V33H152ZM151 34V35H152ZM186 34V33H185ZM150 35V36H151ZM155 35H157V33L155 34ZM160 35V34H159ZM193 35V34H192ZM154 36V35H153ZM188 36V35H187ZM97 37H98V39H97ZM102 37V38H101ZM122 37H123V40H122ZM155 37V36H154ZM153 37V38H154ZM172 37H174V36H172ZM177 37H179V36H177ZM191 37V36H190ZM189 37V38H190ZM151 38V37H150ZM150 38H149V40H150ZM165 38V37H164ZM152 39V38H151ZM161 39V38H160ZM166 39V38H165ZM170 39V38H169ZM97 40H98V42H97ZM124 41V42H122V41ZM141 40H142V38H141ZM153 40V39H152ZM167 40V39H166ZM173 40H176V39H173ZM172 40V41H173ZM182 40V39H181ZM185 40V39H184ZM190 40V39H189ZM188 40V41H189ZM101 41V42H100ZM121 41V43H119ZM154 41V40H153ZM171 40H169L168 41V43L170 42ZM172 41L169 43V44H171L172 43ZM177 41H178V39H177ZM177 41H174V42H177ZM179 41H180V39H179ZM179 41H178V43L176 44V43H174V45H176V46H178L179 45ZM125 42L126 43H128V44H126V46L124 45L125 44ZM145 43V45H143V43ZM148 42H150V41H148ZM147 42V43H148ZM156 42V41H155ZM154 42V43H155ZM160 42H161V40H160ZM167 42V41H166ZM182 41H180V43H181ZM185 42V41H184ZM117 43H119V45L121 44L122 45V43H123V45L124 46H119V45H117ZM137 43V45L140 47V48H138V46H134L135 44ZM153 43V42H152ZM164 43V42H163ZM162 42H161V44H163ZM129 44L131 45V46H134V47H136L137 49H135V51L134 52H132L131 51V48L129 49V48H126V47H128L129 46ZM149 43H148V45H150ZM156 44V43H155ZM158 44H160V43H158ZM160 44V45H161ZM182 44V43H181ZM180 44V45H181ZM128 45V46H127ZM159 45V46H160ZM165 45H166V43H165ZM165 45H163V46H165ZM168 45V44H167ZM174 45L173 44H171V47H172V50L171 51H173V49L175 50L176 49V46L174 47ZM179 45V46H180ZM183 45H185V44H183ZM119 46V47H118ZM131 46H129V47H131ZM144 46H145V48H147V49H145L144 48ZM156 46V45H155ZM162 46V45H161ZM160 46V47H161ZM169 46V45H168ZM168 46H166V48H163L162 47V49L161 50H163V49H167L168 48ZM170 47V46H169ZM171 47H170V49H171ZM174 47V48H173ZM184 47V46H183ZM143 48V49H142ZM156 48V47H155ZM178 48V47H177ZM181 48V47H180ZM128 49L130 50L129 52H130V56L128 55ZM141 49V50H140ZM159 48H157L156 49V51L155 50H152L154 53H152V56H154L155 57V59H156V56H157V54L159 55V53H157ZM169 49V48H168ZM134 50V49H133ZM148 50H150V51H148ZM160 51V50H159ZM164 51V50H163ZM166 51H168V50H166ZM170 51V50H169ZM178 51V50H177ZM184 51V50H183ZM132 52V53H131ZM157 53V54H156ZM162 53V52H161ZM165 53V52H164ZM182 53V52H181ZM134 54H135V56H134ZM138 54V55H137ZM154 54V55H153ZM173 54H174V51H173ZM186 54V53H185ZM127 55H128V57H127ZM136 55H137V57H136ZM170 54H167V56H169ZM171 55H172V53H171ZM175 55V54H174ZM180 55V54H179ZM178 55V56H179ZM146 56H149L150 57V59L147 57L146 58ZM161 56H162V54H161ZM164 56H166V55H164ZM164 56H162V58L164 57ZM182 56V55H181ZM181 56H180V58H178V60L179 59H181ZM187 56V55H186ZM189 56V55H188ZM177 57V56H176ZM183 58L182 59H184V57L185 56H182ZM160 57H158V59H159ZM168 58V57H167ZM190 58V57H189ZM188 58V59H189ZM157 59V60H158ZM172 59L173 58H171V59H169V62H170V60L172 61ZM162 60V59H161ZM168 60V59H167ZM166 60V61H167ZM174 60V59H173ZM148 61V62H149ZM164 61H165V59H164ZM177 61V60H176ZM175 61V62H176ZM180 61V60H179ZM139 61L136 63V65H138V64H141ZM142 62H144V61H142ZM151 62V61H150ZM149 62V63H150ZM156 62V61H155ZM173 62V61H172ZM175 62H173L174 64H175ZM180 62H182V60L180 61ZM179 62V63H180ZM152 63V62H151ZM166 63V62H165ZM171 63V62H170ZM178 63V62H177ZM178 63V64H179ZM146 64H148L147 62H146ZM182 64V63H181ZM183 64H185V63H183ZM169 65V64H168ZM171 65V64H170ZM176 65V64H175ZM135 66V65H134ZM145 66V65H144ZM149 66H150V64H149ZM164 66V65H163ZM178 66V65H177ZM137 67V66H136ZM136 67L135 68H133V70L136 72V74H137V72H138V74L140 73V71H141V69L139 70V69H136ZM142 68H146V67H143V66H141ZM151 67V66H150ZM165 67V66H164ZM168 67V66H167ZM172 67H174L173 65L171 66V68ZM132 69V68H131ZM148 69V68H147ZM150 69V68H149ZM168 69H169V67H168ZM167 69V72L169 71ZM181 69V68H180ZM126 70V71H127ZM137 70H139V71H137ZM175 70V69H174ZM179 70V69H178ZM125 71V72H126ZM133 71V72H134ZM146 71V70H145ZM144 71V72H145ZM181 71V70H180ZM116 72V73H115ZM128 72H132V71H128ZM134 72V73H135ZM143 72V73H144ZM147 72V71H146ZM164 72H165V69H164ZM170 72V71H169ZM174 72V71H173ZM184 72V71H183ZM201 72V71H200ZM130 73L128 74L127 72H126V74H128V75H130ZM133 73V74H134ZM159 73V72H158ZM171 73V72H170ZM120 74V73H119ZM137 74V75H138ZM141 74H142V71H141ZM168 74V73H167ZM175 74V73H174ZM179 75H177V76H180V75H184L185 73H183V74H180V73H178ZM115 75V76H116ZM122 75V74H121ZM140 75V74H139ZM159 75H161V74H159ZM168 75H170V74H168ZM185 75H188V74H185ZM185 75L182 77V78H184L185 77ZM247 75H248V73H247ZM246 75V76H247ZM123 76V75H122ZM133 76V75H132ZM131 76V77H132ZM158 76V75H157ZM162 76V75H161ZM161 76H159V77H161ZM165 76H167L166 74H165ZM171 76H172V74H171ZM170 76V77H171ZM173 76H175V75H173ZM172 76V77H173ZM249 76V75H248ZM247 76V77H248ZM112 77H114V76H112ZM130 77V76H129ZM164 77V76H163ZM167 77H169V76H167ZM170 77L168 78V79H170ZM171 77V78H172ZM176 77V76H175ZM175 77H173V78H175ZM108 78V77H107ZM110 78H111V76H110ZM109 78V79H110ZM133 78V77H132ZM132 78L130 79V80H132ZM164 78H166V77H164ZM163 78V79H164ZM179 78V77H178ZM181 78V79H182ZM187 78V77H186ZM189 78H190V76H189ZM188 78V79H189ZM100 79H103V80H100ZM105 79V80H104ZM142 79V78H141ZM155 79H156V77H155ZM160 79V78H159ZM162 79V78H161ZM160 79V80H161ZM162 79V80H163ZM127 80V79H126ZM129 80V81H130ZM135 80V79H134ZM138 80H139V78H138ZM137 80V81H138ZM174 80V79H173ZM175 80H177V78H175ZM156 81V80H155ZM168 81V80H167ZM183 81V79L181 80V81H179V83L180 82H182ZM186 81V80H185ZM189 81H191V80H189ZM107 82V81H106ZM110 82H112L111 80H110ZM116 82V81H115ZM122 82V81H121ZM174 82V81H173ZM192 82V81H191ZM203 82V81H202ZM117 83V82H116ZM124 83V82H123ZM138 83V82H137ZM151 84L153 83V82H150ZM150 83H148V85L150 84ZM157 83H158V81H157ZM163 83V82H162ZM167 83H170V82H167ZM176 83V82H175ZM187 83H188V81H187ZM200 83V82H199ZM159 84H160V82H159ZM174 84V83H173ZM181 84V83H180ZM179 84V85H180ZM202 84V83H201ZM104 85V84H103ZM113 85V84H112ZM169 85V84H168ZM172 85V84H171ZM187 85V84H186ZM185 85V86H186ZM105 86V85H104ZM119 86V85H118ZM144 86V85H143ZM142 86V87H143ZM153 86V85H152ZM151 86V87H152ZM154 86H155V84H154ZM164 87H166L165 85H163ZM162 86V87H163ZM181 86H183L182 84H181ZM191 87L193 86V84H191L190 85ZM195 86V85H194ZM112 87V86H111ZM117 87V86H116ZM115 87V88H116ZM141 87V86H140ZM141 87V88H142ZM146 87V86H145ZM148 87V86H147ZM146 87V88H147ZM151 87H149V88H151ZM172 87V86H171ZM184 87V86H183ZM183 87H182V89H183ZM187 87H188V85H187ZM97 88V89H96ZM156 88V87H155ZM161 88V87H160ZM169 88H170V86H169ZM178 88V87H177ZM135 89V88H134ZM138 89V88H137ZM153 89V88H152ZM165 89V88H164ZM175 88L173 87V90H171V92L172 91H175L174 90ZM188 90V88H185V90ZM200 89H201V87H200ZM109 90H111V89H109ZM108 90V91H109ZM116 90H118V87H117V89ZM148 90V89H147ZM160 90V89H159ZM158 90V91H159ZM166 90V89H165ZM177 90V89H176ZM178 90H179V88H178ZM184 90V91H185ZM194 90H195V88H194ZM121 90H119V92H120ZM132 91V90H131ZM151 91V90H150ZM153 91V90H152ZM155 91V90H154ZM167 91H168V87H167ZM97 92H98V90H97ZM109 92H111V91H109ZM149 92V91H148ZM163 92V91H162ZM165 92V91H164ZM171 92H168V93H171ZM178 92V91H177ZM180 92V91H179ZM183 92V91H182ZM194 92V91H193ZM96 93V92H95ZM152 93V92H151ZM154 93V92H153ZM167 93V94H168ZM190 93H192L191 91H190ZM104 94V93H103ZM106 94H107V92H106ZM123 94V93H122ZM142 95V97L144 98L145 97V95H143L144 93H141ZM150 94V93H149ZM148 94V95H149ZM166 94V95H167ZM172 94V93H171ZM186 94V93H185ZM152 95V94H151ZM159 95V94H158ZM178 95V94H177ZM123 97H125L124 95H122ZM121 96V97H122ZM137 96V95H136ZM139 96V95H138ZM140 96V97H141ZM159 96H161V93H160V95ZM172 96V95H171ZM174 96H176V93H175V95ZM179 96V95H178ZM178 96H177V98H178ZM94 97H95V95H94ZM115 97V96H114ZM113 97V98H114ZM139 97V98H140ZM141 97V98H142ZM151 97V96H150ZM155 96H154V94H153V98H154ZM163 97V96H162ZM173 97V96H172ZM183 97V96H182ZM185 97V96H184ZM111 98H112V96H111ZM132 98V97H131ZM163 98H165V94H164V97ZM167 98V97H166ZM165 98V99H166ZM181 98V97H180ZM238 98V97H237ZM108 99V100H107ZM110 99V100H109ZM118 99H119V97H118ZM118 99H114V100H117V102H118ZM122 99V98H121ZM134 99H136V98H134ZM147 99H149V98H147ZM150 99H152V98H150ZM160 99H161V97H160ZM173 99V98H172ZM144 100V99H143ZM146 100V99H145ZM144 100V101H145ZM162 101L164 100V99H161ZM160 100V101H161ZM169 100V99H168ZM173 100H175V99H173ZM105 101H107L106 103L107 104H105V106H107L105 109H104V103H105ZM109 101H110V103H109ZM122 101V100H121ZM148 101V100H147ZM150 101V100H149ZM148 101V102H149ZM154 101H159V99L158 100H154ZM164 101H166V100H164ZM163 101V102H164ZM182 101V100H181ZM141 102V101H140ZM143 102V101H142ZM146 102V101H145ZM151 102V101H150ZM167 102V101H166ZM178 102H180L179 100H178ZM183 102H185V101H183ZM138 103V102H137ZM154 103V102H153ZM157 103V102H156ZM155 103V104H156ZM159 103V102H158ZM188 103V102H187ZM110 104V105H109ZM141 104V103H140ZM152 104V103H151ZM163 104V103H162ZM161 104V105H162ZM165 104V103H164ZM164 104L162 105V106H164ZM168 104H169V102H168ZM172 104V103H171ZM171 104H170V106H168V107H171ZM142 105H144V102H143V104ZM141 105V106H142ZM146 105V104H145ZM176 105V104H175ZM179 105V104H178ZM183 105V104H182ZM140 106V105H139ZM138 106V107H139ZM149 106V105H148ZM153 108H155V105L153 104ZM158 106H160L159 104L157 105V107ZM173 106H174V104H173ZM188 105H186V107H187ZM190 106V105H189ZM113 107V106H112ZM152 107V106H151ZM151 107H150V109H151ZM165 107V106H164ZM177 107V106H176ZM179 107H180V105H179ZM179 107H177L179 110H180V108ZM183 107V106H182ZM108 108V109H107ZM111 108V107H110ZM141 108V107H140ZM143 108H145V107H143L142 106V111H144V109ZM153 108H152V110H153ZM160 108H162L161 106L158 108V110L160 111ZM174 108H175V106H174ZM176 108V110L178 111V109ZM185 108V107H184ZM191 108V107H190ZM118 109V108H117ZM140 109V110H141ZM147 108H145V112H144V116L145 115H147L148 113L147 112H149V111H147L146 110ZM166 109V108H165ZM183 109V108H182ZM186 109V108H185ZM113 110V109H112ZM116 110V109H115ZM114 110V111H115ZM157 110V109H156ZM173 110V109H172ZM187 110H189L188 108L185 110L186 112H187ZM96 111V113H94ZM109 111V110H108ZM108 111H106V112H108ZM134 111H135V109H134ZM137 111H139V110H137ZM136 111V112H137ZM141 111V112H142ZM147 111V112H146ZM159 111H158V113H159ZM163 111H164V109H163ZM168 111V110H167ZM176 111V112H177ZM180 111H182V110H180ZM185 111H184V113H185ZM191 111V110H190ZM105 111H102V113H100L101 115H97L96 117L98 118V117H100V116H102L103 117V115L106 113H104ZM110 112H111V110H110ZM153 112H154V110H153ZM161 112H162V110H161ZM109 113V112H108ZM137 113H139V112H137ZM145 113H147V114H145ZM151 113V112H150ZM149 113V114H150ZM158 113H156L157 115H158ZM172 113V112H171ZM183 112H181V114H180V117H182L181 115H184V114H182ZM191 113V112H190ZM113 112L112 113H110V114H108V115H110V117H106V116H108L107 115V113H106V115H105V117H106V119H108L109 120V118H111L113 115ZM139 114H141V113H139ZM155 114V115H156ZM165 114V113H164ZM170 114V113H169ZM173 114H175V113H172V115ZM112 115V116H111ZM116 115V114H115ZM119 115V114H118ZM141 115H143V113L141 114ZM141 115H139V116H141ZM166 115H167V113H166ZM165 115V116H166ZM171 115V116H172ZM176 115H178L177 113H176ZM186 115V114H185ZM117 116V115H116ZM137 116H138V114H137ZM136 116V117H137ZM139 116H138V121H140V119H139ZM152 116V115H151ZM150 116V118H153V117H151ZM159 116V115H158ZM170 116V115H169ZM101 117V118H102ZM143 117V116H142ZM155 117V116H154ZM162 117H163V115H162ZM167 117V116H166ZM174 117H176V116H174ZM178 117V116H177ZM177 117H176V119H177ZM187 117V116H186ZM116 118V117H115ZM141 118V117H140ZM146 118V117H145ZM144 118V119H145ZM159 118V117H158ZM158 118H156L157 119V121H158ZM165 118V117H164ZM172 118V117H171ZM179 118V117H178ZM191 118V117H190ZM189 118V116L187 117V120L188 119H190ZM114 119V118H113ZM143 119V118H142ZM143 119V120H144ZM154 119V118H153ZM163 119V118H162ZM161 119V121H163ZM183 119H185V118H183L182 117V120ZM108 120H106V121H108ZM149 120V119H148ZM150 120H152V119H150ZM178 120V119H177ZM176 120V121H177ZM182 120H180V121H182ZM186 120V119H185ZM184 120V121H185ZM186 120V125H187V122L189 121H191V120H188L187 121ZM100 121V122H99ZM160 121V120H159ZM179 121V120H178ZM179 121V122H180ZM183 121V127H184V129L183 130H186L187 131V133H185V131H182V133L181 132H177L178 134H180L181 133V135L183 134V132L185 133V134H188V132H189V134L191 135V131H192V129L194 128V126H192L193 124H191V126L193 127L192 129H191V127H189L188 129L187 128H185L186 127V125H185V122ZM101 122H103V123H101ZM111 122V121H110ZM115 122V121H114ZM137 122V121H136ZM141 122V121H140ZM139 122V123H140ZM144 121H142V124L144 125L145 123H143ZM148 122V121H147ZM168 121H165L164 120V123H167ZM171 122V123H170ZM169 123H170V125L172 124V122H174V118H173V121H172V119H171V121H170ZM189 122H188V124H189ZM98 123H100L99 125H98ZM106 123V122H105ZM111 123H113V122H111ZM138 123V124H139ZM150 123V122H149ZM153 123H154V121H153ZM160 123V122H159ZM162 123V122H161ZM169 123H168V125H169ZM107 124V123H106ZM108 124H109V122H108ZM114 124V123H113ZM136 124V123H135ZM158 123H156V125H157ZM174 124V123H173ZM176 124H179V123H176ZM180 124H182V122L180 123ZM201 124H202V122H201ZM154 124H152L151 126H153ZM161 125V124H160ZM159 125V128H161L162 129V127L163 126H165L163 123H162V127ZM167 125V126H168ZM169 125V126H170ZM195 125V124H194ZM199 125V124H198ZM133 126V125H132ZM148 126H150V125H148ZM169 126L167 127L168 128V130H167V132H166V134H165V136L167 135V136H169V134L171 135V130L172 129H174V128H176V126L174 127V128H172L173 126L171 125V129H170V131H169ZM177 126H179V125H177ZM189 125H187V127H188ZM98 127V128H97ZM135 127V126H134ZM139 127V126H138ZM142 127V126H141ZM154 127V126H153ZM152 127V128H153ZM156 127V126H155ZM158 127V126H157ZM182 126H180L179 127V130L181 131L182 129H180ZM197 127V126H196ZM199 127V126H198ZM198 127H197V129H198ZM83 128H85V131H84V129ZM137 127H135V130H131L132 131V133L134 132V131H136L137 129H136ZM143 128H144V126H143ZM152 128H149V129H152ZM159 128H157V129H159ZM78 129L80 130V129H82L80 132L78 131ZM88 129V130H87ZM101 129H103V127L101 128ZM104 129H106V127L104 128ZM118 129V128H117ZM157 129L155 130V129H152V132H154L153 130H155V131H157ZM160 129V130H161ZM163 129H164V127H163ZM190 129V130H189ZM195 129V128H194ZM194 129H193V131H194ZM95 130V132H97ZM128 130V129H127ZM139 130V129H138ZM160 130H158V131H160ZM165 130V129H164ZM175 130V129H174ZM174 130H173V132H174ZM103 131V130H102ZM122 131V130H121ZM124 131V130H123ZM122 131V132H123ZM143 131V130H142ZM157 131V132H158ZM99 132V131H98ZM129 132V131H128ZM138 132H140V130L138 131ZM163 132V131H162ZM173 132H172V134H173ZM74 133V134H73ZM136 133V132H135ZM164 133V132H163ZM162 133V134H163ZM169 133V134H168ZM195 133V132H194ZM88 134V133H87ZM89 134H91V133H89ZM99 134V133H98ZM101 134V133H100ZM120 134H122V133H120ZM125 134V133H124ZM138 134V133H137ZM142 134H144V132L142 133ZM153 134V133H152ZM151 133H150V136H149V134H148V136L149 137H151V136H153V138L152 139H155L154 137H156L155 135H152ZM155 134V133H154ZM174 134H175V132H174ZM174 134L173 135H171L172 137L174 136ZM72 135V136H71ZM74 135V136H73ZM82 135V134H81ZM134 134H132V136H133ZM136 135V134H135ZM146 135V134H145ZM177 135V134H176ZM181 135L180 136H174L175 138L176 137H181ZM184 135V134H183ZM63 136V137H62ZM68 136H71L70 138H68ZM87 136V135H86ZM92 136V135H91ZM94 136V135H93ZM164 136V137H165ZM166 136V137H167ZM171 136H169V141H172L173 140V138L171 137ZM55 137H57V138H55ZM58 137L59 138H61V139H58ZM85 137V136H84ZM120 137V136H119ZM157 137H159V136H157ZM161 137V136H160ZM163 137V138H164ZM186 137V136H185ZM188 137V136H187ZM248 137V136H247ZM85 138H87V137H85ZM124 138V137H123ZM126 138H128V137H126ZM131 138V137H130ZM134 138V137H133ZM138 138V137H137ZM140 138V137H139ZM162 138V137H161ZM182 138H183V136H182ZM182 138H180V141H181V139ZM216 138V137H215ZM222 138V137H221ZM245 138V137H244ZM45 139H47V140H45ZM145 139V138H144ZM143 139V140H144ZM168 139H162V141H164L165 140V142L167 143V140ZM170 139H172V140H170ZM232 139H233V137H232ZM242 139V138H241ZM248 139V138H247ZM65 140V139H64ZM76 140H77V138H76ZM130 140V139H129ZM128 140V141H129ZM133 140V139H132ZM134 140H136V139H134ZM145 140H147L148 141V137L145 139ZM156 140V139H155ZM157 140H158V138H157ZM156 140V141H157ZM160 140V139H159ZM158 140V141H159ZM183 140V139H182ZM185 140V139H184ZM214 140H216V139H214ZM214 140H212V141H214ZM221 140V139H220ZM223 140V139H222ZM230 139H228L227 141H229ZM73 141V140H72ZM122 141V140H121ZM140 142H139V145H140V143H141V140H139ZM146 141V142H147ZM154 141V140H153ZM175 141V140H174ZM180 141H179V143H180ZM210 141V140H209ZM211 141V142H212ZM217 141V140H216ZM226 141V140H225ZM244 141V140H243ZM134 142V141H133ZM138 142V141H137ZM150 142H152V141H148L147 143H150ZM165 142H161V140H160V142H157V144L158 143H165ZM185 142V141H184ZM219 142V141H218ZM231 142H232V140H231ZM240 142V141H239ZM247 142V141H246ZM42 143V142H41ZM47 144L49 143L48 141L46 142ZM54 144H55V142H53ZM64 143V142H63ZM67 143V142H66ZM71 143V142H70ZM69 143V144H70ZM144 143V142H143ZM153 143V142H152ZM151 143V144H152ZM155 143V142H154ZM177 143V142H176ZM217 143V142H216ZM216 143H215V145H216ZM220 143V142H219ZM221 143H223L224 144V142H222L221 141ZM249 143V142H248ZM39 145H41L40 143H38ZM38 144L36 145L37 147H35V148H38ZM46 144V145H47ZM50 144H52V143H50ZM60 144H61V142H60ZM138 144V143H137ZM156 144V143H155ZM155 144H153L154 146H155ZM156 144V145H157ZM160 144V145H161ZM167 144H169V145H171V147H172V144L171 143H167ZM181 144H184V143H181ZM211 144V143H210ZM218 144V143H217ZM43 145H45V144H43ZM42 145V146H43ZM49 145V144H48ZM68 145V144H67ZM75 145V144H74ZM81 145V144H80ZM132 145V144H131ZM130 145V146H131ZM150 145V144H149ZM148 144H147V146H149ZM159 144H158V146H160ZM163 145V144H162ZM174 145V144H173ZM176 145H178V144H176ZM180 145V144H179ZM212 145V144H211ZM226 145H227V143H226ZM226 145H224V146H226ZM62 146V145H61ZM129 146V147H130ZM220 146V145H219ZM32 147V148H31ZM43 147H45V148H47L46 146H43ZM58 147V146H57ZM66 147V146H65ZM126 147V146H125ZM133 147V146H132ZM131 147V148H132ZM137 147H139V146H137ZM150 147V146H149ZM149 147H145L146 149H145V152H146V150L147 149H152V147L153 146H151V148H149ZM157 146H155V148H156ZM162 149H163V146H160ZM165 147V146H164ZM174 147V146H173ZM175 147H177V146H175ZM175 147H174V149H175ZM183 147V146H182ZM215 146L213 145V148H214ZM223 147V146H222ZM229 147V146H228ZM141 148H142V146H140L139 148H138V150H141ZM202 148V147H201ZM204 148V147H203ZM211 148V147H210ZM216 148H218V145H217V147ZM216 148H215V152H216ZM221 148V147H220ZM32 149V150H31ZM39 149V148H38ZM42 149V148H41ZM120 149V148H119ZM162 149H160V150H162ZM165 149V148H164ZM163 149V150H164ZM169 149V148H168ZM176 149H178V148H176ZM212 149V148H211ZM46 150V149H45ZM50 150V149H49ZM137 150V151H138ZM142 150H143V148H142ZM202 150V149H201ZM219 150V149H218ZM221 150V149H220ZM35 151H36V149H35ZM42 151V150H41ZM44 151V150H43ZM96 151H98V150H96ZM120 151V150H119ZM130 151H133L132 149L130 150ZM135 151V150H134ZM154 151H155V149H154ZM159 150L157 149V151H155V152H158ZM169 151H170V149H169ZM180 151V150H179ZM189 151H191V150H189ZM204 151V150H203ZM202 151V152H203ZM212 152H213V150H211ZM210 151V153L209 154H211V155H214L215 154V152H211ZM28 152L26 153H24V154H28ZM29 152V153H30ZM38 152V151H37ZM53 152V151H52ZM99 152V151H98ZM140 153H142L141 151H139ZM154 152V154L155 155H157L158 153H155ZM161 152V151H160ZM163 152H165V151H163ZM196 152V151H195ZM201 152V151H200ZM199 152V153H200ZM205 152V151H204ZM220 152V151H219ZM219 152L217 151V153L219 154ZM223 152V151H222ZM16 153V154H15ZM19 155H18V154ZM34 153V152H33ZM100 153V152H99ZM131 153H133L134 154V152H131ZM150 153L152 154V150L150 151ZM150 153H148V155L150 154ZM208 153V152H207ZM20 154H22L21 156H20ZM106 154V153H105ZM110 154H111V152H110ZM127 154V153H126ZM132 154V155H133ZM147 154V153H146ZM154 154H152V156L154 157ZM172 154V153H171ZM174 154V153H173ZM189 154V153H188ZM193 154V153H192ZM217 154V155H218ZM221 154V153H220ZM245 154V153H244ZM10 155V158H12V156ZM13 155V156H14ZM36 155V154H35ZM50 155V154H49ZM62 155V154H61ZM127 155H129V154H127ZM136 155H138L137 154V152H136ZM140 155V154H139ZM144 155V154H143ZM161 155H163L164 156V154H161ZM160 155V156H161ZM194 155H196V154H194ZM208 154H206L205 155V158H204V160L209 156H207ZM211 155H210V157H211ZM6 157V159L4 158V160L3 159H1V158H3V157ZM16 156V158H18ZM29 156H30V154H29ZM32 156V155H31ZM40 156V155H39ZM97 156H98V154H97ZM97 156H94V158H91L90 160H91V162L93 161V159H95L94 161L96 162L97 161V159L99 160L100 158H97ZM105 156V155H104ZM114 156H116V155H114ZM113 156V157H114ZM144 156H146V155H144ZM140 157V158H144V160H145V157ZM159 156V154L157 155V158H155L156 160L160 157H158ZM192 156V155H191ZM190 156V157H191ZM200 156V155H199ZM207 156V157H206ZM215 156V155H214ZM222 157L224 156V155H221ZM236 156H239V155H236ZM241 156V155H240ZM8 157V158H7ZM25 157V156H24ZM42 157V156H41ZM89 157H91V156H89ZM106 157V156H105ZM109 157V156H108ZM112 157V158H113ZM118 157V156H117ZM120 157V156H119ZM118 157V158H119ZM121 157H122V155H121ZM124 157V156H123ZM125 157H126V155H125ZM124 157V159H126ZM131 157V155L129 156V158ZM150 156H148V158H149ZM167 157V156H166ZM187 157V156H186ZM197 157H198V155H197ZM196 157V158H197ZM204 157V156H203ZM217 157V156H216ZM218 157H219V155H218ZM217 157V158H218ZM242 157V156H241ZM9 158V159H10ZM26 158V157H25ZM28 158V157H27ZM32 158V157H31ZM31 158H29V160L28 161H30V159ZM37 158V157H36ZM110 159V160H112L111 162H113V159ZM118 158H116V159H118ZM134 158V157H133ZM139 157H138V159H140ZM193 158V157H192ZM202 158V157H201ZM226 158H228V157H226ZM243 159L245 158V157H242ZM13 159H14V157H13ZM22 159V158H21ZM34 159V158H33ZM102 159H103V157H102ZM100 160V161H98L99 163L97 164V162L95 163V165L97 164V167L99 166V164L101 163V165H103L102 164V162H104L105 160H108L109 158H104L103 160ZM120 159V158H119ZM122 159V158H121ZM123 159V160H124ZM132 159V158H131ZM136 159V158H135ZM151 159V158H150ZM159 159H161V157L159 158ZM209 159H211V158H208V160L205 162V161H203V159H201L200 161H203V164H205L206 163V165H209L208 163H209ZM216 159V158H215ZM220 159V158H219ZM230 159V158H229ZM4 161V163H3V161ZM16 160H18V159H16ZM38 160V159H37ZM115 160V159H114ZM141 160V159H140ZM143 160V159H142ZM146 160H148V159H146ZM146 160H145V162H146ZM168 160V159H167ZM197 160H199V159H197ZM212 160V159H211ZM217 160V159H216ZM240 160V159H239ZM242 160V159H241ZM9 163H8V162ZM21 161H23V159L21 160ZM102 161V162H101ZM117 161V160H116ZM119 161V160H118ZM118 161H117V163H116V165L118 164ZM129 161H130V159H129ZM134 161V160H133ZM139 161V160H138ZM151 161V160H150ZM170 161V160H169ZM192 161V160H191ZM194 161V160H193ZM222 161H224V160H222ZM243 161V160H242ZM242 161H241V163H242ZM15 162V163H14ZM19 162H20V160H19ZM25 162V161H24ZM23 162V163H24ZM27 162V161H26ZM60 162V161H59ZM86 162V161H85ZM90 161H89V163H91ZM119 162H121V161H119ZM125 162V164L128 162H126V160L124 161ZM142 162V161H141ZM149 162V161H148ZM154 163H155V160L153 161ZM163 162V161H162ZM161 162V163H162ZM189 162V161H188ZM211 162V161H210ZM213 162V161H212ZM217 162V161H216ZM218 162H219V160H218ZM237 162V161H236ZM5 163H8V164H5ZM87 163L88 162H86V165H87ZM93 163V164H94ZM105 163H106V161L104 162V167L106 166L105 165ZM107 163H110V161H107ZM129 163V162H128ZM128 163H127V166H128ZM136 163V162H135ZM143 163V162H142ZM190 163V162H189ZM194 163V162H193ZM200 163V162H199ZM199 163L197 164V165H199ZM215 163V162H214ZM213 163V164H214ZM223 163V162H222ZM221 163V160H220V164L218 165V167H220V165L222 164ZM10 164V165H9ZM25 164V163H24ZM33 164V163H32ZM64 164H66V163H64ZM72 164V163H71ZM70 164V166H72ZM75 164V163H74ZM122 164V163H121ZM132 164V163H131ZM144 164H146V163H144ZM150 164V163H149ZM170 164V163H169ZM173 164H174V160H173ZM188 164V163H187ZM212 164V165H213ZM225 164V163H224ZM228 164V163H227ZM86 165H84V166H86ZM90 165H92V164H90ZM90 165H89V167H90ZM112 165L114 166V163H112ZM120 165V164H119ZM148 165V164H147ZM156 165H157V162H156ZM175 165V164H174ZM176 165H178V164H176ZM189 165V164H188ZM202 165V164H201ZM206 165H204V167L206 166ZM211 165V164H210ZM226 165V164H225ZM229 165V164H228ZM22 166V165H21ZM25 166V165H24ZM62 166V165H61ZM66 166V165H65ZM74 166V165H73ZM73 166L72 167H69L70 169H72L73 168ZM94 166V165H93ZM108 166V165H107ZM111 166V165H110ZM121 166V165H120ZM124 166V165H123ZM129 166H130V164H129ZM135 166V165H134ZM139 166V165H138ZM165 166V165H164ZM170 166V165H169ZM179 166V165H178ZM195 166V165H194ZM215 166H216V164H215ZM223 166V165H222ZM241 166V165H240ZM7 167V166H6ZM6 167H4V168H6ZM20 167V166H19ZM68 167V166H67ZM67 167H64L65 169L67 168ZM80 167V166H79ZM78 167V168H79ZM132 167H133V165H132ZM141 167V166H140ZM145 167V166H144ZM153 167H155V166H153ZM157 167V166H156ZM163 167V166H162ZM161 167V168H162ZM199 166H197V168H198ZM201 167V171H202V169L204 168L203 167V165L202 166H200ZM200 167H199V169H198V171H196V174L200 171ZM213 167H214V165H213ZM224 167V166H223ZM235 167H237V166H235ZM1 169L2 170V175L3 174H5L6 172H8V171H10L8 168H7V170L8 171H6V172H4L5 171V169ZM18 168V167H17ZM32 168V167H31ZM62 169V171H60V172H62V173H58L57 172V170H55L56 172H57V174H59V175H55V179L57 178V180L56 181H54L53 179H54V175L52 176L53 177V179H52V177H50L49 178V182L48 181H46L48 184L46 185V182H44V184H43V188H39V191H38V193H40V194H38L37 193V191L36 192H34V193H36V194H38L35 198H37V201H35L36 199L34 198V201H31V198H29L30 199V201H31V203H29V206H26V208H25V206H24V204L26 203V204H28V201H29V199L27 198L28 196H26V194H27V192L28 191H25L26 192V194H24L23 196L25 197L26 196V198L28 199H25L23 196H21V195H19L18 194V192H23V191H19V188L21 187L20 185V187L19 188H17V191H13L14 193H13V198H14V196L15 197H17V194H18V199H14V201L16 202V200H18V201H20L21 200V206L23 207V208H20V209H23L24 210V208H25V210L23 211V213L25 212V211H27V208H28V211L32 208V207H34V205H36L37 206V204L39 205V207L41 206L40 205V202H41V199L43 198V200H44V206H47V205H49L48 207L51 209V205H50V203L48 202V201H45V199L47 198V200H49L50 199V201L51 200H55L56 201V199H55V197H59V199L61 198V194H59V193H62V192H60V191H62L61 189L59 190V196H56L57 195V191L56 192H54L53 194L55 195H52V193L50 192V191H52L53 192V189L55 190V187H56V189H59V186H61V182L62 183H64L65 181L67 182V184H66V182H65V185H70V184H68L69 183V179H70V181L72 180V178L74 179V180H72V181H75V178H76V176L78 177V174L77 173H79V171H80V173H81V170H79L78 172H77V170L76 171H74L73 169L72 170H70L71 171V173L73 172L74 174H72V175H75V176H71V174H70V172H69V168H67L66 170L65 169ZM81 168V167H80ZM86 169H87V167H85ZM93 168V167H92ZM91 168V169H92ZM94 168L95 169H97L96 168V166H94ZM94 168H93V170H94ZM114 168H115V166H114ZM114 168H113V170H114ZM124 168H127V167H123V170H126V169H124ZM129 168V167H128ZM128 168H127V170H128ZM131 168V167H130ZM129 168V169H130ZM134 168V167H133ZM133 168H131V171L133 170ZM142 168H143V166H142ZM146 168H147V166H146ZM158 168H159V166H158ZM165 168V167H164ZM180 168V167H179ZM183 168V167H182ZM194 168V167H193ZM207 168V166L204 168V169H206ZM216 168V167H215ZM230 168V167H229ZM233 168H234V166H233ZM232 168V169H233ZM19 169V168H18ZM21 169H23V168H21ZM24 169H26V168H24ZM82 169H83V167H82ZM90 169V168H89ZM103 169V168H102ZM105 169V168H104ZM116 169V168H115ZM117 169H119V166H118V168ZM135 169V168H134ZM136 169H137V167H136ZM138 169H139V167H138ZM144 169V168H143ZM166 169V168H165ZM176 169V168H175ZM178 169V168H177ZM185 169V168H184ZM189 169V168H188ZM203 169V172H201V173H205L204 171H206V170H204ZM209 169H210V166H209ZM217 169V168H216ZM227 169V168H226ZM235 169V168H234ZM59 170V169H58ZM61 170V169H60ZM88 170V169H87ZM98 171L100 170V169H97ZM109 170L112 172V173H117V171H115V172H113L110 168H109ZM126 170V171H127ZM178 170H181V168L180 169H178ZM194 170V169H193ZM192 170V171H193ZM212 170V169H211ZM215 170V169H214ZM219 170L220 169H218V171L217 172H219ZM230 170H231V168H230ZM238 170V169H237ZM241 170V169H240ZM18 171V170H17ZM24 171V170H23ZM30 171H31V169H30ZM65 171V172H64ZM68 171V172H67ZM82 171H84V173H86L85 172V170H82ZM90 172H91V170H89ZM97 171V172H98ZM119 171H121V170H118V175L119 174H121ZM125 171V172H126ZM140 171V170H139ZM138 171V172H139ZM167 171V170H166ZM185 171V170H184ZM192 171H190V173L192 172ZM221 171H222V169H221ZM224 171V170H223ZM233 171V170H232ZM4 172V173H3ZM16 171H14V173H15ZM20 172H21V170H20ZM20 172H18V173H20ZM26 172V171H25ZM24 172V173H25ZM77 172V173H76ZM88 172V171H87ZM95 172H96V170H95ZM105 172V171H104ZM103 171H101V175H98V176H102V174H104L103 176H102V178L103 177H105V173H104ZM124 172V173H125ZM132 172H134V170L132 171ZM136 172V171H135ZM141 172V171H140ZM178 172V171H177ZM216 172V171H215ZM12 173V172H11ZM30 173V172H29ZM31 173H33V172H31ZM53 173V172H52ZM89 173V172H88ZM128 173V172H127ZM127 173H126V175H127ZM131 173V172H130ZM130 173H128L129 175H130ZM168 173V172H167ZM195 173V172H194ZM200 173V172H199ZM207 173L209 174V171H208V169H207ZM225 173H226V170H225ZM10 174V173H9ZM17 174V173H16ZM67 174V175H66ZM68 174H69V176H68ZM82 174V173H81ZM92 174V173H91ZM98 174V173H97ZM175 174V173H174ZM183 174V173H182ZM185 174H186V172H185ZM206 174V173H205ZM212 174V176H211V178H213V179H215V181H216V179H217V181H219L218 180V173H215V175H216V177H214L215 175H213V171L212 172H210V174L209 175H211ZM221 173H219V175H220ZM241 174V173H240ZM1 175V174H0ZM30 175H34V174H30ZM64 175V176H63ZM66 175V176H65ZM84 175V174H83ZM82 175V176H83ZM87 175V174H86ZM85 175V176H86ZM110 175V174H109ZM109 175L107 176V173H106V177H109ZM113 175V174H112ZM117 175V174H116ZM128 175V176H129ZM180 175V174H179ZM193 175V174H192ZM204 175V174H203ZM202 175V177L201 178H204V176ZM228 175V174H227ZM230 175V174H229ZM228 175V176H229ZM233 175H235V174H233ZM236 175H237V171H236ZM4 176V175H3ZM11 176V175H10ZM18 176V175H17ZM28 176V175H27ZM36 176V175H35ZM51 176V175H50ZM60 176V177H59ZM61 176H63L62 178H66L67 179V177L69 178L68 180H63V179H59V178H61ZM80 176V175H79ZM88 176H90V175H87V177ZM92 176V175H91ZM93 176H94V173H93ZM92 176V177H93ZM97 176V175H96ZM140 176V175H139ZM187 176H189V175H187ZM198 176V175H197ZM208 176V175H207ZM218 176V177H217ZM13 177V176H12ZM20 177V176H19ZM22 177V176H21ZM34 177V176H33ZM75 177V178H74ZM81 177V176H80ZM106 177H105V179H106ZM171 177V176H170ZM178 177V176H177ZM186 177V176H185ZM184 177V178H185ZM199 177V176H198ZM197 177V178H198ZM227 177V176H226ZM8 178V177H7ZM6 178V179H7ZM16 178V177H15ZM26 178V177H25ZM82 178V177H81ZM97 178V177H96ZM101 178V179H102ZM114 177H112V179H113ZM119 179H120V177H118ZM117 178V176H116V180L118 179ZM121 178H122V176H121ZM165 178V177H164ZM167 178V177H166ZM171 178H174V175H173V177H171ZM234 178V177H233ZM236 178H238V177H236ZM32 179V177H30L29 178V180H31ZM59 179V180H58ZM85 179V178H84ZM92 179V178H91ZM94 179V178H93ZM99 179V178H98ZM109 179H110V177H109ZM118 179V180H119ZM138 179H140V178H138ZM192 179V178H191ZM212 179V180H213ZM239 179V178H238ZM18 180V179H17ZM24 180V179H23ZM26 180H28V179H26ZM28 180V181H29ZM46 180V179H45ZM83 180V179H82ZM96 180V179H95ZM103 180V179H102ZM106 180H108V179H106ZM117 180V181H118ZM163 180V179H162ZM176 180V179H175ZM192 180H194V179H192ZM198 180H200V178L198 179ZM207 180V179H206ZM206 180L204 181L205 183H206ZM209 180L211 181V179L209 178ZM208 180V181H209ZM226 180V179H225ZM236 180V179H235ZM3 181H6V180H3ZM14 181V180H13ZM21 181H22V179H21ZM35 181H37V180H35ZM61 181V182H60ZM79 181V180H78ZM109 181V180H108ZM107 181V182H108ZM115 181V180H114ZM117 181H115V182H117ZM189 181V180H188ZM195 181V180H194ZM230 181H231V178H230ZM230 181H228V183L230 182ZM233 181L234 180H232L231 181V184H233ZM243 181V180H242ZM1 182V181H0ZM9 182H10V180H9ZM11 182H12V180H11ZM18 182V181H17ZM27 182V181H26ZM38 182V181H37ZM60 182V183H59ZM92 182V181H91ZM99 182V181H98ZM103 182V181H102ZM106 182V183H107ZM110 182V181H109ZM137 182H138V180H137ZM162 182V181H161ZM170 182V181H169ZM187 182V181H186ZM193 182V181H192ZM201 182V181H200ZM199 182V183H200ZM203 182V181H202ZM226 182V181H225ZM224 182V183H225ZM235 182V181H234ZM236 182H238V181H236ZM6 183V182H5ZM4 183V184H5ZM22 183L24 184V185H22L23 187H21V189L22 188H24L25 187V183L22 181ZM29 183L30 184H28V186L30 185V187H32L31 186V184H32V182H30L29 181ZM34 183V182H33ZM76 184L78 183V182H75ZM90 183V182H89ZM97 183V182H96ZM111 183V182H110ZM167 183V182H166ZM183 183V182H182ZM199 183H197L196 182V184H199ZM209 183V182H208ZM208 183H206L207 185H208ZM213 183V182H212ZM227 183V182H226ZM239 183V182H238ZM8 184V183H7ZM10 184H13V183H10ZM26 184V185H27ZM72 184H74V183H72ZM99 184V183H98ZM171 184V183H170ZM190 184V183H189ZM202 184H204V183H202ZM215 184H216V182H215ZM14 185V184H13ZM34 185V184H33ZM36 185V184H35ZM40 185H42V184H40ZM64 185V184H63ZM63 185L61 186V187H63ZM64 185V187L66 188V186ZM90 185V184H89ZM91 185H92V183H91ZM95 185L96 184H94V187H95ZM100 185V184H99ZM99 185H97V186H99ZM108 185V184H107ZM163 185V184H162ZM193 185V184H192ZM206 185V187H208V186H211V185H208L207 186ZM227 185V184H226ZM229 185H230V183H229ZM228 185V186H229ZM242 185V184H241ZM2 186H3V184H2ZM1 186V187H2ZM7 186H9V185H7ZM28 186H26V187H28ZM38 186V185H37ZM88 186V185H87ZM96 186V187H97ZM104 186V185H103ZM172 186V185H171ZM189 186V185H188ZM218 186V185H217ZM225 186V185H224ZM236 186V185H235ZM240 186V185H239ZM10 187V186H9ZM11 187H12V185H11ZM13 187H15V186H13ZM34 187H36V186H34ZM34 187H32V188H34ZM60 187V188H61ZM70 187V186H69ZM73 187V186H72ZM89 187H91V186H89ZM100 187H101V185H100ZM108 187V186H107ZM106 187V188H107ZM143 187V186H142ZM146 187V186H145ZM149 187V186H148ZM163 187V186H162ZM169 187V186H168ZM186 187V186H185ZM200 187H201V185H200ZM204 187V186H203ZM214 187H216V186H214ZM220 187H223V185L222 186H220ZM86 188V187H85ZM88 188V187H87ZM86 188V189H87ZM92 188V187H91ZM102 188H104V187H102ZM102 188H100V189H102ZM187 188H189V187H187ZM195 189L196 188H198V185H197V187L195 186L194 187ZM225 188V187H224ZM227 188V187H226ZM230 188V187H229ZM4 189V188H3ZM7 189V188H6ZM25 189V188H24ZM27 189V188H26ZM31 189V188H30ZM38 189V188H37ZM64 189V188H63ZM72 189V188H71ZM83 189H84V187H83ZM95 189V188H94ZM93 189V190H94ZM100 189L98 190V191H100ZM149 189V188H148ZM166 189V188H165ZM205 189V188H204ZM217 189V188H216ZM232 189V188H231ZM236 189V188H235ZM240 188H238V190H239ZM2 190V189H1ZM10 190V189H9ZM8 189H7V191H9ZM16 190V189H15ZM35 190V189H34ZM69 190V189H68ZM90 190V189H89ZM147 190V189H146ZM145 190V191H146ZM191 190H193V189H191ZM190 190V191H191ZM207 190H211L210 188L209 189H207ZM221 191L223 190V188L222 189H220ZM234 190V189H233ZM241 190V189H240ZM5 191V190H4ZM6 191V192H7ZM33 191V190H32ZM67 191V190H66ZM147 191H149V190H147ZM197 191V190H196ZM196 191H195V193H196ZM199 191V190H198ZM217 191V190H216ZM214 191L215 193H217V192H219V191ZM225 189H224V194H227V196H228V192L227 193H225ZM227 191H228V189H227ZM1 192V191H0ZM17 192V193H16ZM24 192V193H25ZM49 192L51 193V195L49 194ZM85 192H87V191H85ZM94 192V191H93ZM151 192V191H150ZM168 192V191H167ZM212 192V191H211ZM211 192H209L208 193V191H207V193L208 194H211ZM213 192V196L212 197H214V195H215V193ZM233 192V191H232ZM231 192V193H232ZM16 193V194H15ZM29 194H30V192H28ZM88 193V192H87ZM91 193V192H90ZM138 193V192H137ZM188 193V192H187ZM186 193V195H187V197H188V194ZM203 193L204 194H206V191L204 192V190H203ZM239 193V192H238ZM5 195V192L4 193H2V195ZM8 194H10V192L8 193ZM47 194H49L50 196V198H48V196L46 197V195ZM83 194H86V193H84L83 192ZM82 194V195H83ZM139 194V193H138ZM143 194V193H142ZM145 194V193H144ZM148 194V193H147ZM154 194V193H153ZM152 194V195H153ZM167 194V193H166ZM197 194V193H196ZM194 195V198H195V196L197 197V195ZM220 195V192L219 193H217V195ZM224 194L223 195H221V196H224ZM7 195V194H6ZM11 195V194H10ZM41 195V196H40ZM45 195V196H44ZM63 195V194H62ZM140 195V194H139ZM199 195H202V194H198V196ZM218 195V196H219ZM230 195V194H229ZM234 195V194H233ZM233 195H232V197H233ZM240 195V194H239ZM1 196V195H0ZM210 196V197H211ZM217 196V197H218ZM5 197V196H4ZM12 197H10V200L12 201ZM40 197V200L38 199ZM46 197V198H45ZM54 197V198H53ZM136 197V196H135ZM144 197V196H143ZM148 197V196H147ZM150 197V196H149ZM186 197V198H187ZM189 197H190V195H189ZM188 197V198H189ZM193 197V196H192ZM192 197H190L189 198V200L190 199H192ZM207 197V196H206ZM225 197H226V195H225ZM1 198V197H0ZM137 198H138V196H137ZM141 198V197H140ZM164 198H166V197H164ZM198 198V197H197ZM197 198H195V199H197ZM200 198H201V196H200ZM203 198V197H202ZM209 198V197H208ZM207 198V199H208ZM215 198V197H214ZM213 198V199H214ZM221 198V197H220ZM224 198V197H223ZM4 199V198H3ZM134 199V198H133ZM136 199V198H135ZM204 199H205V197H204ZM216 199H218V198H216ZM222 199V198H221ZM230 199V198H229ZM234 199V198H233ZM26 200H27V202H26ZM38 200L40 201V202H38ZM58 200V199H57ZM64 200V199H63ZM62 200V201H63ZM137 200V199H136ZM139 200V199H138ZM142 200V199H141ZM188 200V199H187ZM194 200V199H193ZM209 200H212L211 198L209 199ZM224 200V199H223ZM236 200V199H235ZM0 201H3V200H0ZM7 201H8V203L6 204L5 202L6 201H4V203L6 204H4L6 207H3L2 206V204H1V209L0 210H3V212L1 211V213L2 214H4L5 213V215H11V214H14L13 212H14V210H15V208H17V206L19 205V204H15V206L13 207L14 208V210H12L11 211V206L15 203L14 201H12V202H14L12 205H9V203L11 202V201H9V198L7 197ZM29 201V202H30ZM62 201H58V202H62ZM131 201V200H130ZM185 201V200H184ZM191 201V200H190ZM205 201H207V200H205ZM218 201V200H217ZM226 201V200H225ZM230 201H233V200H230ZM35 202V203H34ZM45 202H47V204L45 205ZM53 202V201H52ZM132 202V201H131ZM137 202V201H136ZM142 202V201H141ZM180 202V201H179ZM178 202V203H179ZM200 202V201H199ZM202 202H203V200H202ZM202 202H200V203H202ZM209 202V201H208ZM212 202V201H211ZM211 202H209L210 204H211ZM220 202V201H219ZM228 202V201H227ZM234 202V201H233ZM2 203V202H1ZM67 203V202H66ZM187 203V202H186ZM185 203V204H186ZM200 203H198V204H200ZM204 203H207V202H204ZM203 203V204H204ZM212 203H214V202H212ZM11 204V203H10ZM43 204V203H42ZM55 204H57V203H55ZM59 204V205H58ZM57 205L59 206V208H60V205H62L63 203H58ZM122 204H124V203H122ZM132 204V203H131ZM133 204L135 205V203H134V200H133ZM132 204V205H133ZM177 204V203H176ZM190 204V203H189ZM192 204H194L193 203V201H192ZM191 204V205H192ZM217 204V203H216ZM227 205H229L228 203H226ZM231 204H233V203H231ZM8 205V206H7ZM33 205V206H32ZM57 205H56V207H57ZM66 205V204H65ZM118 205H119V203H118ZM117 205V206H118ZM125 205H126V202H125ZM133 205V206H134ZM178 205V204H177ZM184 204H182L181 206L182 207H184L183 206ZM197 205V204H196ZM20 206V207H21ZM43 206V205H42ZM42 206L40 207V208H42ZM64 205H62V207H63ZM120 206V205H119ZM121 206H124V205H121ZM194 206V205H193ZM208 206V205H207ZM212 206V205H211ZM3 207V208H2ZM48 207H47V209L46 208H42V209H46V210H49L48 209ZM52 207H53V205H52ZM56 207H54V208H56ZM130 207V206H129ZM171 207V206H170ZM170 207H168V209L170 208ZM180 207V206H179ZM178 207V208H179ZM187 207V206H186ZM197 207H198V205H197ZM199 207H200V205H199ZM201 207H202V205H201ZM203 207H205V206H203ZM213 207V206H212ZM212 207H210V208H212ZM19 208V207H18ZM30 208V209H29ZM36 208V207H35ZM39 208V209H40ZM121 208H123V207H121ZM121 208H120V210H121ZM165 208V207H164ZM174 208V207H173ZM181 208V207H180ZM191 208H194V207H191ZM196 208V207H195ZM206 208V207H205ZM209 208V207H208ZM224 208V207H223ZM38 209V208H37ZM38 209V210H39ZM42 209H40L39 211H41ZM62 209V208H61ZM115 209H117V207L115 208ZM115 209H113L114 210V213H115ZM127 209V208H126ZM167 209V207H166V209L165 210H168ZM188 209V208H187ZM199 209V208H198ZM197 209V210H198ZM202 209V208H201ZM204 209V208H203ZM227 209V208H226ZM33 210H34V208H33ZM53 210V209H52ZM66 210V209H65ZM113 210H112V212H113ZM123 210V209H122ZM125 210V209H124ZM129 210V209H128ZM160 210V209H159ZM186 210V209H185ZM185 210H183V211H185ZM190 210V209H189ZM192 210V209H191ZM196 210V211H197ZM206 210V209H205ZM231 210H232V208H231ZM17 211H18V209H17ZM20 212H21V214H22V210H19ZM18 211V212H19ZM27 211V212H28ZM31 211H32V209H31ZM39 211H37L36 210V212L35 211H32V212H34V214H36L35 216H34V214H33V216L31 217V214L29 213L28 215H30V216H28V218H27V216L25 217L24 215H25V213H24V215L22 214H20V212L18 213L17 212V214H16V211H15V214L17 215V217H16V215H15V217H16V219L15 218H11L10 217V220H9V218H8V216H6V218L4 219V220H8L9 221V223H8V221H7V223L8 224H10V225H8V227L9 226H11L10 227V229L12 230V227H13V225L15 226V225H20V224H22L21 223V220L23 221V224L22 225H20L21 227H23L24 226V221L25 220H23V219H32L33 217H34V219H35V217L37 218V216H38V214H39ZM96 211V210H95ZM169 211V210H168ZM179 211V210H178ZM181 211V210H180ZM194 211V210H193ZM204 211V210H203ZM207 211V210H206ZM215 211V210H214ZM234 211V210H233ZM42 213H43V210L41 211ZM48 212V211H47ZM47 212H45V213H43V215L44 214H46ZM54 212V211H53ZM52 212V213H53ZM56 212V211H55ZM57 212H59V211H57ZM111 212V213H112ZM155 212V211H154ZM160 212V211H159ZM165 212V211H164ZM167 212V211H166ZM227 212V211H226ZM0 213V214H1ZM38 213V214H37ZM98 213V212H97ZM113 213V214H114ZM118 213V212H117ZM168 213V212H167ZM172 213H174V212H172ZM189 213V212H188ZM1 214V215H2ZM41 214V213H40ZM40 214H39V216H40ZM49 214V213H48ZM59 214V213H58ZM108 214V216H109V213H107ZM125 214V213H124ZM123 214V215H124ZM156 214V213H155ZM178 214V213H177ZM183 214V213H182ZM184 214H185V212H184ZM191 213H189L188 215H189V217H188V215H186V217H183L182 219L183 220H185L186 218L188 219H190L192 216V214L190 215ZM194 214H195V211H194ZM199 214V213H198ZM197 214V215H198ZM201 214V213H200ZM208 214V213H207ZM5 215H3L0 219H1V221L3 220V217L5 216ZM13 215V216H14ZM27 215V214H26ZM52 215V214H51ZM97 215V214H96ZM106 215V214H105ZM104 215V216H105ZM157 215V214H156ZM163 215H167L166 213L165 214H163ZM169 215V214H168ZM171 215V214H170ZM196 215V216H197ZM203 215H204V213H203ZM206 215V214H205ZM24 216V218H22L21 219V217H23ZM39 216H38V218H39ZM42 216V215H41ZM48 216V215H47ZM89 216V215H88ZM92 216V215H91ZM111 216V215H110ZM120 216H121V214H120ZM151 216H153V215H151ZM155 216V215H154ZM164 216V217H165ZM174 216V215H173ZM184 216V215H183ZM193 216H195V215H193ZM201 216V215H200ZM31 217V218H30ZM43 217V216H42ZM41 217V218H42ZM45 217H46V215H45ZM51 217V216H50ZM52 217H54V216H52ZM56 217V216H55ZM93 217V216H92ZM92 217H90V219L92 218ZM101 217V216H100ZM99 217V218H100ZM114 217V216H113ZM157 217V216H156ZM167 218H169V216H166ZM171 217L172 216H170V219L169 220H171ZM178 217V216H177ZM18 218H20V220L18 219ZM37 218V219H38ZM47 218V217H46ZM49 218V217H48ZM83 218V217H82ZM110 218V217H109ZM155 217H153L152 219H154ZM161 218V217H160ZM166 218V219H167ZM185 218V219H184ZM197 218H200L199 217V215H198V217ZM37 219H35V221L37 220ZM51 219V218H50ZM54 219H57V218H54ZM59 219V218H58ZM101 219V218H100ZM105 219V218H104ZM108 219V218H107ZM106 219V221L108 222V220ZM111 219V218H110ZM115 219H116V217H115ZM151 219V218H150ZM162 219H163V217H162ZM166 219H164V220H166ZM173 219V218H172ZM180 219V218H179ZM181 219V220H182ZM186 219V220H187ZM204 219H205V217H204ZM203 219V220H204ZM3 220V222H5ZM17 220V221H16ZM78 220V219H77ZM82 220V219H81ZM86 220H88V218L86 219ZM95 220V219H94ZM99 220V219H98ZM156 220V219H155ZM158 220V219H157ZM168 220V219H167ZM166 220V226H165V228H164V230L167 228V227H169V225H167V222L169 221H167ZM181 220L179 221L178 220V222H177V224L176 225H174L175 223H174V221H173V228H171V226H170V228L172 229H170V231L171 232H175L176 230H182L181 228H183L182 226L180 227V226H177V225H179V224H181L182 222H181ZM182 220V221H183ZM192 220H194V219H192ZM201 220H202V218H201ZM19 221H20V224H17V223H19ZM27 221V220H26ZM38 221H41L40 219H38ZM37 221V222H38ZM45 221V220H44ZM43 221V222H44ZM57 221V220H56ZM56 221H55V224H57L56 223ZM85 221V220H84ZM92 221V220H91ZM100 222H102L103 221V219H102V221L101 220H99ZM113 221V220H112ZM160 221H162V223L161 224H164L163 223V220H160ZM172 221V220H171ZM176 221V220H175ZM200 221V220H199ZM2 222V224L4 225V227L3 226H1L0 228H1V230L3 231H5V229L7 230L6 232H1L0 231V233H8L9 231H11L10 229H8V227H7V223H6V227H5V224ZM14 222H16V224L14 223ZM28 222V221H27ZM36 222V223H37ZM46 222V221H45ZM44 222V223H45ZM52 222H54V221H52ZM51 222V223H52ZM80 222V221H79ZM90 222V221H89ZM97 222V221H96ZM100 222L98 223V224H100ZM106 222V225L108 224ZM109 222H110V220H109ZM151 222H153V221H151ZM154 222H156L157 223V221H154ZM159 222V221H158ZM181 222V223H180ZM197 222V221H196ZM26 223V222H25ZM33 223V222H32ZM32 223H31V225H32ZM35 223V222H34ZM41 223H42V221H41ZM83 223V222H82ZM91 223V222H90ZM150 223V222H149ZM160 223V222H159ZM169 223H171V222H168V224ZM179 223V224H178ZM194 224H195V220H194V222H193ZM198 223V222H197ZM200 223V222H199ZM198 223V224H199ZM1 224V223H0ZM29 224V223H28ZM47 224V223H46ZM54 224V223H53ZM79 224V223H78ZM95 224V223H94ZM102 224H104L103 222L101 223V225ZM153 224V223H152ZM190 224H192V223H190ZM49 225V223L46 225V226H48ZM86 225V224H85ZM89 225V224H88ZM91 225V224H90ZM105 225V224H104ZM109 225H110V223H109ZM114 225V224H113ZM113 225H111V228H112V226ZM147 225H149V224H147ZM159 225V224H158ZM186 225V224H185ZM20 226L19 227H17V226H15L14 227V229L16 230V231H18L19 230V232H20V230L22 229H17V228H20ZM38 226V225H37ZM41 226H45V225H41ZM97 226V224L95 225V227ZM103 226V225H102ZM108 226V225H107ZM144 226V225H143ZM146 226V225H145ZM177 228H176V227ZM183 226H184V224H183ZM189 226V225H188ZM192 226V225H191ZM197 226V225H196ZM49 227H53V226H49ZM78 227V226H77ZM80 227H82V225H80ZM85 228H86V226H84ZM106 227V226H105ZM109 227V226H108ZM151 227V226H150ZM157 227V226H156ZM160 227H162V226H160ZM175 227V228H174ZM178 227H180L179 229H178ZM185 227V226H184ZM199 227V226H198ZM5 228V229H4ZM25 228H26V225H25ZM28 228V227H27ZM47 228V227H46ZM94 228V227H93ZM96 228H99V227H96ZM100 228H101V226H100ZM153 228V227H152ZM158 228V227H157ZM163 228V227H162ZM188 228H190V227H188ZM187 228V229H188ZM193 228H194V225L192 226V230H193ZM196 228V227H195ZM194 228V229H195ZM47 229H49V228H47ZM76 229H78V228H76ZM82 229V228H81ZM87 229V228H86ZM90 229V228H89ZM103 229H107V228H103ZM132 229V228H131ZM143 229V228H142ZM146 229V228H145ZM148 229H149V227H148ZM155 229V228H154ZM161 229V228H160ZM184 229H186V228H184ZM190 229V230H191ZM15 230H13V231H11L12 233H10L11 234V237H9V238H12L13 236H12V234H13V232H16ZM25 230H27V229H25ZM50 230V229H49ZM88 230V229H87ZM163 230V229H162ZM189 230V229H188ZM189 230V234H191V231ZM36 231V230H35ZM84 231V230H83ZM131 231H133V230H131ZM136 231H137V229H136ZM139 231V230H138ZM142 231V230H141ZM146 231V230H145ZM148 231V230H147ZM161 231V230H160ZM167 231H168V229H167ZM170 231H169V234H171L172 235V233H170ZM187 231V230H186ZM23 232V231H22ZM25 232V231H24ZM27 232V231H26ZM34 232V231H33ZM43 232V231H42ZM44 232H47V231H45V229H44ZM51 232H52V230H51ZM80 232H81V230H80ZM79 231H78V236H79V233H80ZM85 232V231H84ZM88 232V231H87ZM91 232V231H90ZM93 232V231H92ZM98 232H100V231H98ZM106 232V231H105ZM108 232V231H107ZM112 232V231H111ZM117 232V231H116ZM115 232V233H116ZM135 232V231H134ZM143 232V231H142ZM141 232V233H142ZM149 232V231H148ZM150 232H152V231H150ZM156 232V231H155ZM157 232H159V231H157ZM179 232H181V231H179ZM183 232V231H182ZM8 233V235L7 234H5L6 235V238L8 237V236H10V234ZM17 233V232H16ZM15 233V234H16ZM38 233V232H37ZM89 233V232H88ZM127 233V232H126ZM130 233V229H129V232H128V234ZM160 233V232H159ZM159 233H158V235H159ZM177 233V232H176ZM176 233H174V235L176 234ZM187 233V232H186ZM194 233V232H193ZM4 234H3V236H4ZM18 234H20V233H18ZM46 234V233H45ZM92 234V233H91ZM90 234V235H91ZM98 234V233H97ZM101 234V233H100ZM113 234V233H112ZM111 233H110V235H112ZM119 234V233H118ZM138 234V233H137ZM145 234V233H144ZM147 234H149V233H147L146 232V234L145 235H147ZM165 234V233H164ZM168 234V233H167ZM168 234V235H169ZM178 235H179V233H177ZM182 234V233H181ZM74 236H75V234H73ZM81 236H82V234H80ZM84 235V234H83ZM89 235V234H88ZM88 235H86L87 236V238H88ZM89 235V236H90ZM104 235V234H103ZM107 235V234H106ZM106 235H105V237H106ZM125 235V234H124ZM130 235H131V233H130ZM170 235V236H171ZM174 235H172L171 237H175ZM194 235V234H193ZM3 236H2V238H3ZM16 236V235H15ZM41 236H43V235H41ZM80 236V237H81ZM101 236V235H100ZM99 236V237H100ZM108 236V235H107ZM120 236V235H119ZM129 236V235H128ZM132 236H133V234H132ZM140 236H141V234H140ZM139 236V237H140ZM143 236V235H142ZM160 236V235H159ZM186 236V235H185ZM185 236H183V237H185ZM188 237H190L189 235H187ZM186 236V237H187ZM73 237V236H72ZM79 237V238H80ZM96 237V236H95ZM118 237V236H117ZM129 237H131V236H129ZM145 237V236H144ZM149 238H150V234H149V236H148ZM156 237H158V236H156ZM171 237H169L170 239H171ZM176 237H179V236H176ZM175 237V238H176ZM182 237V238H183ZM192 237V236H191ZM1 238V237H0ZM1 238V239H2ZM6 238H4V239H2V242L4 243L6 240ZM8 238V239H9ZM14 238V237H13ZM12 238V239H13ZM43 238V237H42ZM47 238V237H46ZM75 238H76V236H75ZM82 238V237H81ZM83 238H85V237H83ZM101 238V237H100ZM121 238L123 239V237L121 236ZM126 238V237H125ZM132 238V237H131ZM162 238V237H161ZM181 238V237H180ZM1 239H0V241H1ZM16 239H17V237H16ZM71 239V238H70ZM77 239V238H76ZM105 239V238H104ZM116 239V238H115ZM133 239H135V238H133ZM142 239V238H141ZM141 239H139V240H141ZM147 240H148V238H146ZM146 239H144L143 238V240H146ZM151 239V238H150ZM157 239V238H156ZM173 239V238H172ZM177 239V238H176ZM187 239V238H186ZM39 240H42V239H39ZM44 240V239H43ZM42 240V241H43ZM83 240H85V239H83ZM113 240H114V238H113ZM118 240V239H117ZM128 239H126V241H127ZM152 240H153V238H152ZM174 240V239H173ZM178 240H180V239H178ZM9 241H11L10 239H9ZM9 241L7 240L6 242L7 243H9ZM12 241H14V240H12ZM37 241V240H36ZM36 241H33V242H36ZM42 241H40V242H42ZM76 241V240H75ZM74 241V242H75ZM80 241V240H79ZM87 241V240H86ZM97 241H99V240H97ZM96 240L94 241V242H97ZM101 241V240H100ZM131 241H133V240H131L130 239V242ZM150 241V240H149ZM165 241V240H164ZM181 241V240H180ZM1 242V243H2ZM5 242V243H6ZM118 242V241H117ZM129 242V243H130ZM156 242V241H155ZM2 243V245H0V247L1 246H3V245H5V244H3ZM31 243H32V241H31ZM42 243H44V242H42ZM41 243V244H42ZM70 243V242H69ZM89 243V242H88ZM87 243V244H88ZM99 243V242H98ZM97 243V244H98ZM123 243V242H122ZM128 243V244H129ZM135 243H136V241H135ZM137 243H138V241H137ZM146 243H147V241H146ZM153 243H154V241H153ZM163 243V242H162ZM165 243H166V241H165ZM30 244V243H29ZM39 244V243H38ZM37 244V246H39ZM74 244V243H73ZM72 244V245H73ZM82 244V243H81ZM86 244V245H87ZM112 244H114L113 242H112ZM111 244V245H112ZM116 244V243H115ZM120 244V243H119ZM118 244V245H119ZM127 244V245H128ZM145 244V243H144ZM144 244H143V242H142V246L144 247ZM147 244H149V243H147ZM157 244V243H156ZM160 244V243H159ZM8 245V244H7ZM32 245V244H31ZM30 245V246H31ZM36 245V244H35ZM34 245V246H35ZM91 245V244H90ZM89 245V246H90ZM101 245V244H100ZM124 245V244H123ZM133 245H134V243H133ZM137 246H138V244H136ZM154 245V244H153ZM161 245V244H160ZM9 246V245H8ZM27 246H29V245H27ZM33 246V245H32ZM31 246V247H32ZM68 246V245H67ZM70 247H71V245H69ZM78 246V245H77ZM93 246V245H92ZM95 246H96V244H95ZM110 246V245H109ZM119 246H121V245H119ZM124 246H126V245H124ZM149 246V245H148ZM165 246V245H164ZM167 246H168V244H167ZM172 246V245H171ZM5 247V246H4ZM4 247L2 248V249H4ZM36 247V246H35ZM35 247H33V248H35ZM43 247V246H42ZM69 247V248H70ZM81 247V246H80ZM79 247V248H80ZM115 247H116V245H115ZM114 247V248H115ZM118 247V246H117ZM132 247V246H131ZM134 247V246H133ZM149 247H151V245L149 246ZM148 247V248H149ZM154 247V246H153ZM192 246H190V248H191ZM6 248V247H5ZM39 248V247H38ZM37 248V249H38ZM41 248V247H40ZM73 248V247H72ZM82 248H84V247H82ZM93 248V247H92ZM95 248V247H94ZM107 248V247H106ZM113 248V249H114ZM120 248V247H119ZM123 248V247H122ZM126 248H127V246H126ZM138 248V247H137ZM136 248V249H137ZM139 248H141V247H139ZM145 248H146V246H145ZM145 248H144V250H145ZM155 248V247H154ZM185 248H187V247H185ZM8 249H10V248H8ZM30 249V248H29ZM89 249V248H88ZM112 249V248H111ZM130 248H128V250H129ZM143 249V248H142ZM150 249V248H149ZM148 249V250H149ZM192 249V248H191ZM196 249V248H195ZM6 250V249H5ZM22 250V249H21ZM35 250V249H34ZM78 250H80V249H78ZM104 250V249H103ZM119 250V249H118ZM132 250V249H131ZM135 250V249H134ZM144 250H143V252H144ZM147 250V249H146ZM169 250H170V246H169ZM176 250V249H175ZM182 250V249H181ZM184 250V249H183ZM182 250V251H183ZM186 250V249H185ZM184 250V251H185ZM193 250V249H192ZM10 251V250H9ZM33 251V250H32ZM39 251V250H38ZM66 251V250H65ZM105 251V250H104ZM103 251V252H104ZM108 251H110V249L108 250ZM125 251H127V250H125ZM125 251H123V249H122V252H125ZM130 251V250H129ZM138 251H139V249H138ZM137 251V252H138ZM151 251L153 252V250L151 249ZM165 251V250H164ZM164 251H163V254H164ZM167 251H168V249H167ZM24 252V251H23ZM22 252V253H23ZM29 252V251H28ZM31 252V251H30ZM100 252H101V250H100ZM112 252V251H111ZM111 252L109 253L110 255H111ZM117 252V251H116ZM131 252H133V251H131ZM131 252H130V254H131ZM140 252V251H139ZM152 252H151V254H152ZM174 252V251H173ZM186 252V251H185ZM187 252H188V250H187ZM0 253L2 254V255H4V254H6V253H4V251H3V253H2V250L0 251ZM9 252H7V254H8ZM25 253V252H24ZM32 253V252H31ZM33 253H34V251H33ZM32 253V254H33ZM89 253V252H88ZM113 253V252H112ZM134 253V252H133ZM136 253V252H135ZM145 253V252H144ZM182 253V252H181ZM180 253V254H181ZM184 253V252H183ZM182 253V254H183ZM26 254V253H25ZM69 254V253H68ZM95 255L97 254V253H94ZM93 254V255H94ZM106 254H108V253H106ZM108 254V255H109ZM117 254H119V255H121L122 256V253L120 254L119 253V251H118V253ZM147 254H148V252H147ZM162 254V255H163ZM179 254V255H180ZM10 255V254H9ZM29 255V254H28ZM27 254H26V256H28ZM89 255V254H88ZM100 255H101V253H100ZM104 255H105V253H104ZM115 255V254H114ZM114 255H112L113 256V258H114ZM119 255H117L118 257H119ZM129 255V254H128ZM127 255V253H126V256H128ZM133 254H131V256H132ZM135 255H137V254H135ZM139 255V254H138ZM146 255V254H145ZM161 255V254H160ZM166 255V254H165ZM172 255H174V254H172ZM179 255H177V256H179ZM184 255V254H183ZM6 256V255H5ZM12 255H10V257H11ZM21 256V258L23 257L24 259H26L24 256H22V254L20 255ZM30 256V255H29ZM69 256V255H68ZM86 256V255H85ZM90 256V255H89ZM99 256V255H98ZM117 256H116V258L115 259H117ZM141 256V255H140ZM182 256V255H181ZM3 258V262H4V259H5V257L4 256H2ZM110 257V256H109ZM108 256H107V259L109 258ZM161 257V256H160ZM162 257H164V256H162ZM161 257V258H162ZM166 257V260L168 259L167 257H169L170 258V254L168 255H166L165 256ZM164 257V258H165ZM184 257H185V255H184ZM7 258V257H6ZM9 258V257H8ZM15 258H17V256L15 257ZM89 258V257H88ZM91 258V257H90ZM92 258H94V257H92ZM101 258H103V257H101ZM112 258V259H113ZM122 258V257H121ZM128 258V257H127ZM138 258H139V256H138ZM161 259V260H164L165 261V259ZM172 258V257H171ZM181 258V257H180ZM187 258V257H186ZM185 258V259H186ZM10 260H11V258H9ZM18 259V258H17ZM31 259V258H30ZM86 259V258H85ZM105 259V258H104ZM110 259V258H109ZM120 259V258H119ZM118 259V260H119ZM125 259V258H124ZM131 259H133V257H131ZM160 259V258H159ZM183 259V258H182ZM12 260H14V259H12ZM16 260V259H15ZM23 262L24 261H26V260H23V259H21ZM66 260H67V258H66ZM84 260V259H83ZM96 260V259H95ZM99 260V259H98ZM118 260H117V262H118ZM122 260H123V258H122ZM121 260V261H122ZM134 260H137V259H134ZM157 260V259H156ZM169 260V259H168ZM171 260V259H170ZM176 260H177V258H176ZM180 260V259H179ZM184 260V259H183ZM182 260V261H183ZM0 261H1V259H0ZM7 261H8V259H7ZM97 261V260H96ZM108 261V260H107ZM112 261H114V259L112 260ZM128 261H129V259H128ZM127 261V262H128ZM163 261V262H164ZM9 262V261H8ZM7 262V263H8ZM17 262V260L15 261V263ZM19 262H20V258H19ZM98 262H100V261H98ZM109 262V261H108ZM116 262V261H115ZM154 262V261H153ZM157 262H158V260H157ZM163 262L161 261V263L163 264ZM178 263H180V261H177ZM186 262V261H185ZM6 263V264H7ZM12 263H14V262H12ZM21 263V262H20ZM86 262H85V260H84V264H85ZM92 263V262H91ZM102 263V262H101ZM111 263V262H110ZM114 263V262H113ZM119 263V262H118ZM122 263H124L125 264V262H122ZM159 263V262H158ZM166 262H164V264H165ZM171 263V262H170ZM173 263H174V261H173ZM176 263V262H175ZM178 263H176V264H178ZM181 263H183V262H181ZM0 264H2V261H1V263ZM83 264V263H82ZM89 264H90V261H89ZM94 264V263H93ZM103 264V263H102ZM105 264V263H104ZM112 264V263H111ZM149 264H150V262H149ZM168 264V263H167ZM172 264V263H171ZM183 264H185V263H183Z\"/></svg>",
  "mask_w": 264,
  "mask_h": 264
}]
</instances>
